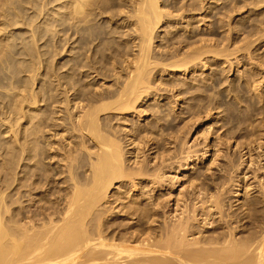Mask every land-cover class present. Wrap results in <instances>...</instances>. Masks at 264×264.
I'll list each match as a JSON object with an SVG mask.
<instances>
[{
  "label": "bare ground",
  "instance_id": "6f19581e",
  "mask_svg": "<svg viewBox=\"0 0 264 264\" xmlns=\"http://www.w3.org/2000/svg\"><path fill=\"white\" fill-rule=\"evenodd\" d=\"M65 1H66V3H65V6L66 7H64V8H66V9H64V10H66L67 14L65 12H64V14L67 15V17H65V15H64V17L66 18V20H68V22L67 23H66V21H63V22H65V25L68 24V26H67L68 27V29H67L68 30V36L66 34V37H68V39L66 38L67 39L66 44L68 43L67 45H69V47H68L69 48V53H68L69 59H67L68 61L65 63V64H67L66 65L67 67L65 65H63L62 68H65L66 67L68 69L66 70L67 73H64L63 76H62V75H59V73H58L60 70H62V68L61 67H59L60 69L59 68H56V69H58L57 70L58 72L56 70H55L56 72L53 71V72H55L53 74L56 75V82L53 81V80L51 81L52 83L55 82V83H57V85L58 84L60 85V87H57V85H56L55 87H57V88H61L62 85L64 86L65 90H63V93L60 92L59 95H61V96L64 95L65 96V99L63 100L64 102H61L62 100L60 102H57L55 99H57L58 97L60 98V96L56 95L58 97H55L54 96L52 98V99L55 98L54 100L56 102H52V103H50V105L51 104H55L56 108L57 107H61V104L63 106H65V107H70V103L71 102H74L75 103V104H73L74 107H72V108H76V110H77L76 113L79 112V114H74L73 115V113H72V116H73V119L74 120L71 119V122L68 125H70V128H71V125H73V130H71V131L76 130L75 132H79L81 134V135L79 134L80 137H78V140H80V141H77V138H76L77 145H76L75 142L74 143L77 146L76 149H78V151H80L79 153L82 154V155L80 157V156H73V154H72L71 156L75 157L76 158V160H75V159H72L73 157L70 158V154H69L70 152H69L68 153L69 154V157L68 158H70V160H68V159L62 160V159H60L61 161H59V163L60 162H63L61 165H63V164L67 165V163H65L64 161H66V162L69 161L70 162L69 163L70 164V170L68 172V173H70V175L67 176V177H70L71 176V181H73L72 182L73 185L71 183L72 187H71V185H69L70 188L68 186H66L68 188L65 189V190H68L69 189V191L67 193H65V196H62L60 198L61 201H59V199H56L53 202H50V200H49L50 198H47L48 201H46V199L43 200L46 197H44L43 199H41L42 200V203H43V201H46L43 204L48 203L49 205L46 204V205H48V207L45 206V208L43 206V211H41L40 213H35L36 210L35 211H32V209H31L32 207H31L30 209H31V212L32 213L29 214V215H27L26 212L28 211L27 210L28 207L26 206L27 208L25 210H27V211L26 212L24 210L21 211L22 213L25 212V213L22 214L24 216H22V217L18 216V220H15L16 218L14 216H12V217H14L12 219L11 217H9L11 215H14V213L13 214H10L11 212H13L12 211L13 210L12 205L10 207L12 209L11 210L9 209L10 210L9 211L10 213H8L7 211L4 210L5 209L4 206H6L9 203L8 202L6 205H4V202H6L5 201L6 200L5 194L8 191L6 192V190L4 189L6 193L5 192H4L5 194L3 192L0 193V264H264V226L262 227V230L260 232H258L257 235L254 234L256 236H254V237H250L249 236V237H246V238H243V239H239L238 238L240 236H243L242 234L240 236H237L238 239L235 238L236 234L233 232L234 230L232 231V229L234 227L232 229L230 228L229 233H223L224 231L223 232H220V234H218V235H220L219 237H218V235H216V236H214V238H207V237H204L203 236L205 234H202V237H201V235H199V236L197 235L196 238H191L192 236H194L193 233H195L193 230L196 231V229H197V228L194 229V226H195L194 225V222L196 223V221L198 220L197 218H198V216L200 214L199 211L197 213V208L196 207L198 206V204L195 207V204L194 203H196L197 201H199V200H196V199L198 198V196L201 197L202 191H204L203 190L204 188L201 189V188H198V187L200 185H201V187H206L207 183L206 184H200V185H198V187H197L198 188L197 194L194 195L195 197H193V198H196V199H193V200H196V201H194V203H193L194 205L191 204L193 207H195V209L193 211H192V209H193V207H192V209H190L191 212H188L190 210L187 211V209H189L190 207L187 205V207L184 206L187 209L186 210H183V211L181 210L182 212L180 211L181 213H179L178 212L179 211V209H178L179 208V204L182 203V202H180L179 199L177 198L178 200L176 201V205L174 204L175 207H177V208H175V211H171V213L169 214V216H167V212L168 211H166V209L167 208H169V209L172 208V207H170V205H171L170 204L171 203V200L170 199H171V197H173L175 195V193H174V195H170L171 197L168 195L170 197L168 199L165 198L166 195L164 193L165 200H163L164 198L163 199L161 198V199H159V201L157 200V202H155V200H154V202H152L151 204L149 203L150 201L147 200V201H149L147 204L150 205V207H149L148 210H146L148 208V206L146 207V209L143 208L144 211H143V209L139 210L138 207L136 208V207H132V205H128L130 203L133 204V203H136V202L139 205V203H141L142 201L141 202H138V200H141V198L137 200L136 199L137 197H132V198H134L137 201H135V202L129 201L130 203H122L123 201L125 202L126 200H121L120 197H124V196L123 195H120V197L117 196L119 198H116V199L121 200V202L118 200V202H119V205H118L117 204L118 202L116 203L114 200H112V197H111V196H113L115 194L112 192L111 194H113V195H111V196L109 195L111 188L113 186H115V185L119 186L116 183H118L121 180H125V179H127V180L130 179L129 182L134 181V183L138 184L139 186L142 185V182H144L146 180H149V183L151 184V187H152V184H153L154 187H155V184H156V186L159 184V187L160 188L164 187V189H166L165 187H167L166 184H168V183L164 184L166 181L163 182V185H161L160 183H162V181L165 180V177H168L169 176V174H168V176H166L167 174H166V171H164V169H165V165L164 164H165V162L167 160L165 158H168L169 161L173 158V157H171V159H170V156H173L172 155L173 152L170 149V152H171V154H170V153H168L169 150L166 149L167 154H165V155L170 154V155H168V157L165 156V158H164V155H158V153L160 152L159 150H162L161 148L163 147V146L160 145L161 143H159V140H161L162 138L160 139L158 135H160V137H164L165 136L161 132V129L162 130L164 129L162 127V126L165 127V124L163 122H166L164 120V118H166V117H164L163 120H161L162 119L161 117H163V116L162 115H159V116H161L160 117L161 119H159L158 114H163V113H166V112L161 113L162 111L159 110L160 112L157 113L158 111L153 110V109H155V106L154 105L148 104V105L154 106V108H153L152 106H148L146 104V106H148V108L149 107L153 108L152 109V111H153L152 114L154 115L153 117L155 119H152V120H154L155 122H157L156 124H154L153 122L150 123V121H149L148 124H146V125H145V123H144V125H142L143 123L140 125V122L134 120L133 122H138L139 124H136L135 123L136 125H133L134 126V129L132 131H130V132L127 129V131H126L127 133L126 132H122V128L120 127V125L118 126L117 122H116V124H117L118 128H120L121 130L118 129V128H116L115 127L116 125L115 126H111V125H114L115 124V121H117L118 119L120 120L121 117L119 118L118 116H120L121 114H124L125 115L126 112H128V111H131V110L135 111L136 110V113L139 112L138 113V115H139L141 111H137V109L139 108L138 106L142 102H145L148 98L150 99V97L152 95H153L154 99H155V97H157V95H158V98L159 99L162 98V97L167 98L168 97V95H167L168 94V91L170 93L172 91L173 94L175 93L173 95V97L174 96H177L178 97L184 91L183 85L180 86L181 83L179 84L178 83L179 81L177 82L174 79V77L171 79L170 77L168 78L166 76L167 79H165V78H162V76L163 77L165 76V75H162V74L163 73H168V75L169 74L170 75H173L176 78V74L175 73L180 72V71H176V70H182V69H184L183 70L184 72H187L188 70H190V68L188 67V65L189 66H190V64L192 65V63H194L198 58L199 59L201 58L202 54L199 53V51H201L200 49H201L202 46L207 47L206 44L208 42L206 41L205 42L206 43L205 45H203V43L200 44L201 46H199L195 50L189 48L190 46H192L194 44H189V47H187V48H189L190 50H193V51H188L186 53H183V52H185L183 50L182 51L183 54H180V51L181 50L178 51V49L180 47H178V49H177L176 48L177 46L175 47L174 45L175 44L179 45V44H181L183 42H187L186 40L185 41H182V40H184V37L187 38V36H184L185 33L183 34L184 37L182 35L181 36H178V34H176V30H174L175 31V34H171L170 37H169V35H167V37H169V38H166L167 39L166 42L167 43L170 42L169 44L172 45L171 47L174 46L173 48H176V49H173L172 48L175 51H172L170 49V47H168L169 45L167 44V49H161L160 51H162L161 52L162 54H158V53H160V51L159 52H156V50H153V49H157V48H154V47L152 48V45H153V43H155L154 42L155 39L158 38V36H157L158 33H159L158 31L161 29L160 28V25L164 22V19L167 20V18H169V17H172L173 19H178L179 16L181 17V15H177L178 18H174V17H177L176 14H180L179 12H181L182 10L185 9L184 8L185 7L184 6L185 4H182L183 2H181V4H180V0H176V1H171L170 0L169 2H171V3L173 2L172 4H168L169 2H166V4H163V3H161L160 0H117L116 4H115V2H113V0H65ZM114 1H116V0H114ZM193 3L192 4H189V6L190 7L193 6V9H194V4ZM170 8L172 9V11H171ZM196 8H197V6H196ZM190 11L191 10H187V12H189V14L191 12H193V11H191V12ZM175 12H176V14H174ZM183 12H185V11H183ZM202 12H203V10H202ZM194 14H196V13H194ZM182 17H183V15H182ZM102 19H103V21L101 22ZM182 20H184V19H182ZM105 21H108L109 28H104V22ZM177 24L178 23H176V25ZM115 25H116V27H114ZM176 25H175V27H176ZM62 26H64V23L62 24ZM188 27H190V26H187V28ZM193 29L194 28H192V30ZM192 30H191V34L194 36V33H192L193 32ZM35 31L36 30H34L33 33H32V35H31L32 38L29 37L30 38L29 40H31L30 43H33L34 45H35V42L36 41H37V44L40 41L39 36H37L39 34L37 33V31L35 33ZM40 31H43V30H40ZM40 31H39V33H40ZM63 31H65V29ZM44 33H45V31L43 32V34ZM66 33H67V31H66ZM170 33H172V32H170ZM170 33H167V34H170ZM43 34H41V36H43ZM180 34L181 33H179V35ZM192 35H190V36H192ZM37 37L39 39H36ZM180 37H183V38H180ZM189 38H191V37H189ZM35 39H36V41H35ZM117 39L119 41H117ZM203 40H205V39H202L201 41H203ZM195 41L196 40H194V42ZM164 43H165V40H164ZM190 43H192V42H190ZM33 44L29 47V46H27V43L24 42L22 44L23 46L22 45L21 46H22V48L23 47H25V48L20 49V50H24V51H20V53L18 51V52L15 53L17 55L19 54L18 56H20V59H21V56L22 57H26V58H28V57L31 58L30 60L28 59V61H31L30 62L31 65H29V66L26 65L28 68H22L24 70V73L25 72H29V69H31V66H34L35 63H37V59H39V57L40 58L43 57V54H42V56H40V53L37 50V49H39V47L37 45L35 47V46H33ZM24 45H26V46H24ZM101 45H106L105 47H108V49H104L105 51H103V50L101 51V49H100V46ZM196 45H198V44H196ZM164 46H166V44ZM157 47H159V45ZM102 48H104V47H102ZM160 48H162V46ZM164 48H166V47H164ZM191 48H195V47H191ZM182 49H184V48L182 47ZM202 49H204V48H202ZM206 49L207 50L210 49L209 51H211L212 53H216V52H213L211 50L210 46H209V48H205L204 50H206ZM106 50H108L109 53L104 54L105 52H108ZM154 51L157 54H154ZM21 52H23V53H21ZM67 52H68V50H67ZM201 52H203V50ZM207 52H206V54H207ZM1 53L3 55L2 57H4V58H2L0 56V58L3 59L2 61L0 59V61L1 62H4L5 64L2 63L4 65H2L0 67L7 68L8 67V64H6V63H9V66L12 65V68H13V66H14L13 64H15V63L18 62L17 61L15 63L14 62L13 63H10L9 60H11V59L8 58L9 56H7V54H5V52H3V51ZM220 53H222V52H219L218 53V56L221 55ZM23 54H24V56H23ZM227 55L228 54H226L225 56H227ZM35 56H37V57L34 60ZM204 56H202V57H204ZM223 56H224V54H223ZM5 57H7L6 60L8 59V61H6V62L4 60ZM225 58H227V57H225ZM20 59H18V60L20 61ZM204 60H202V61H204ZM13 61H14V59H13ZM209 61H207V62L209 63ZM1 62H0V65H1ZM39 62L41 63L42 62V59ZM40 63L38 64L39 68H41ZM198 63H200L199 60H198ZM122 64H125V66L122 65ZM195 64H193L194 67L195 66H198L197 64L196 65ZM16 65L17 64H15V66H14L15 67L14 68L15 69V72H17L19 70L22 71L21 65H24V63H22L20 65V67H18V65L17 66ZM200 65H201V63L199 64V67H197V68H200ZM160 66H162V67H160ZM203 66H207V65L204 64ZM232 66L233 65H231L230 68ZM16 67H18L19 69H17ZM259 67H262V66H259ZM11 69H9V70L12 71L13 69L12 70ZM32 70H34V67H33V69H31V71ZM51 70H53V69L51 68ZM251 70H252V68H251ZM3 71L6 72V70H3ZM3 71H0L1 74L4 73ZM31 71H30V73H31ZM36 71H39V70H36ZM249 71L247 70L246 71L247 72L246 74L250 73ZM221 73H223V72H221ZM1 74H0V76H1L0 78H2V76L4 75V74L3 75H1ZM12 74L11 75L13 76V79H15L16 81H19V80L22 79L21 77H20V79L19 78H14L15 75H16V73L14 75V72ZM29 74L26 73V75H29ZM47 74H48V72H47ZM250 74L252 75V73H250ZM31 75H32L31 78H33L34 77L33 76L34 74H31ZM94 75H95V77H98L99 78V81H101V83H102V85L100 83L101 86H98V88L95 89L96 91H94V88H90V86H88V85H91V81L94 80V79H92L91 81L87 80L88 78H91ZM185 75H186V73H185ZM194 75L195 74H193V78L196 77ZM255 75H252V77L251 76H248V77L249 78L251 77V78L254 79V76ZM4 76L3 77L6 78V76H8V75H4ZM244 76H246L245 77V80H246L247 79V75L244 74ZM35 77H36V74H35ZM35 77L33 79L36 80L37 77L36 78ZM49 77H50V75H49ZM178 77H180V76H178ZM260 77H262V76H260ZM8 78H9V76H8ZM31 78H29L31 82L28 80V78L27 79L25 78L26 81L25 80H22V81H25V83L27 85V86H24V87H29V84H31L30 87L33 85ZM182 78L185 79V77H182ZM214 78H211V79L214 80ZM217 78H219V77H217ZM176 79L178 80V78H176ZM184 79H180V80L183 81ZM187 79L188 78H186L185 81H188ZM196 79L197 78H194L192 80L196 81ZM207 79H209V78H207ZM2 80L0 81V83H3ZM41 80H43V78ZM199 80H202V78L200 77ZM61 81H63V82H61ZM171 81H173V82L176 81L178 84L177 83H171ZM182 81H180V82H182ZM205 81L207 82L206 78H205V80H202V82H205ZM252 81L253 80H251V82ZM255 81L256 80H254L252 83L255 84ZM20 82L21 81L16 82V83H18L20 85V84H22ZM28 82H30V83L28 84ZM41 82H44L45 84L47 83L46 81H41ZM190 82H189V84H190ZM196 82L199 84L198 81H196ZM202 82H201V84H202ZM195 83H193V84H195ZM252 83H250V84H252ZM3 84L4 85L6 84V86H4V85L3 86L4 87H7V84H9V83L6 82V83H3ZM49 84L47 86H49ZM185 84H187V82ZM189 84H187L186 87H188ZM205 84H207V83H204L203 85L206 86ZM9 85H12V84H9ZM41 85H43V84H41ZM50 85H51L50 86L51 88H49V90L52 89V87H53L52 84H50ZM245 85H247V84H245ZM0 86H1L0 87L1 88L0 90H2L3 86L1 84H0ZM15 86H16L15 87V89H16V88L20 87L21 85L20 86L15 85ZM191 86L193 87V85H191ZM239 86H240V88H242L241 87V84H239ZM11 87L9 88V86H8V88L11 90V91L9 90L10 91L9 93L12 92L13 94H11L10 99H9V102L8 103L6 102L7 103L6 104L7 106L10 103L12 104V106L11 105L8 106V107L11 106V108L13 109V110H11V109L8 108V110H11V112H9V113H12L13 112V114H17V116H19L20 119L21 118L23 120L26 119V121H24V123H25V125H23L24 127L23 126H20V123H18L19 121L22 122V119L19 120L16 117V120L18 122H16L15 119H12V120L15 121V123L11 122L12 125L15 124V125L18 126V124H19V126L22 128L19 132H15L16 130L14 131L15 136L11 135V136H13V138L15 137L17 139V141L19 140L18 139V135L19 134L20 135L21 134H25V137H28L29 135H31V137H32L33 136V133L35 132V130L38 129L37 126L42 125V124H45L46 125V123L48 121L50 123V120L49 119L54 118V116L57 115V114H60V112L63 113L62 111H59V110L55 109V106L50 107L47 104H46L47 111H45V110L42 111L43 114H41V111H39V110H37L39 112H34L33 110L31 111V109H29L28 111H25L26 110V107H24L25 108V110H24L23 107H22V105H24V103L28 104L27 103L28 102L27 101L28 100L27 98L29 96L28 97H25V95L22 93V90L20 92H16L19 89H21L22 87L19 88V89H17V90L14 89V86L13 85ZM44 87H45V85L42 87V90H45V89H43ZM248 87H251V86H248ZM257 87H260V86H257ZM45 88H47V87H45ZM199 88L198 89L193 88V90L195 89V91H197V90H199ZM210 88H211V85H210ZM246 88H247V86H246ZM25 89L27 90L28 88H25ZM62 89L63 88L57 89V90H62ZM238 89H236L237 92H238ZM3 90H5V89H3ZM12 90H14L16 93H14V91H12ZM28 90H27V94L29 92ZM31 90H32V92H31V95L30 96H34V95H32L34 90L32 88H30V91ZM187 90H190V89L188 88ZM193 90L191 92H193ZM247 90L250 91L249 89H247ZM7 92H8L7 90L0 91V93H2L3 95L5 93H7ZM188 92H190V91H188ZM245 92H247V91H245ZM70 93H71V95H70ZM172 93H171V95H172ZM186 93L187 92H183V94H186ZM190 93H187V95L190 94ZM196 93H201V92L198 91ZM196 93L194 92L193 98L195 97ZM247 93L245 95H247ZM201 94H203V93H201ZM201 94L199 96H201ZM50 95L48 97H50ZM250 95L247 96L248 97V100H252V98L249 97ZM7 96H9V94H7L4 97H7ZM64 96H63V98H64ZM170 96H169V98H170ZM204 96H205V93H204ZM206 96H207V94H206ZM241 97L243 98V96H241ZM1 98H3V97H1ZM59 98H58V101H59ZM189 98H190V96H189ZM242 98L239 97L238 100L240 101V99H242ZM249 98H251V99H249ZM31 99H33V101H32L33 104H37L36 98H33L32 97ZM47 99H49V98H47ZM187 99H186V101H187L186 104L188 103L187 105L190 106L191 104H189V102H188ZM209 99H211V98L208 97V102L213 101V100H216L214 98L211 99V100H209ZM2 100L4 101V99H1L0 101H2ZM49 100H51V99H49ZM170 100H174L175 101V98L170 99ZM201 100H203V102H204V99L201 98ZM220 100H222V99H220ZM223 100H224V98H223ZM24 101H26V102H24ZM241 101H243V100H241ZM260 101H262V100H260ZM32 102L30 101V103H32ZM85 102H87V103L84 104ZM139 102H141V103L137 106V104ZM191 102H192V100H191ZM199 102H202V101L199 100ZM246 102L248 104L249 101L246 100ZM253 102L256 103L257 101H253ZM1 103L4 104V102H1ZM30 103H29V105L32 108L33 105H31ZM176 103H178V102H176ZM210 103H212V102H210ZM218 103H222V101L221 102H217V104ZM250 103H252V102H250ZM157 104H160V103L159 102L158 103L156 102L155 105H157ZM163 104H164L163 106L165 108L166 103H163ZM206 104H208V103H206ZM217 104H215V107L217 106ZM240 104L241 103H239L238 106H240ZM247 104H246V106H247ZM258 104H260V102L259 103H256V104H253L254 105L253 107H255V105L258 106ZM142 105H143V103H142ZM171 105L169 107L170 109L172 108ZM219 105H221V104H219ZM4 106H5V104H4ZM146 106H145V108H146ZM161 106H162V104H161ZM166 106H168V105H166ZM210 106H211V104H209V107L206 105V107H208V109L210 108ZM227 106H229V105L226 104V107ZM231 106L234 107V104H231ZM257 106L255 107L256 109H257ZM48 107H50L51 109L54 108V110H56L55 112L57 114H55L53 112L54 113L53 117H52V115H50L51 117H49V114H51V112H50L51 109L48 108ZM140 107H142V106H140ZM173 107H175V106H173ZM195 107L197 108V106H195ZM222 107L226 108L225 105L222 106ZM249 107H252V106H248L247 108L250 109ZM159 108L160 109H164V108H161L160 106H159ZM201 108L202 107H200V109ZM211 108H214V107L211 106ZM247 108L245 110H247ZM255 108H253V110ZM66 109H68V108H66ZM157 109H158V106H157ZM170 109H168V110H170ZM183 109H185V108H183ZM192 109H189L190 112H188V113H191V114L194 113L195 115L198 114V113H195V112L192 113L191 112V111H193ZM203 109L206 110L205 107ZM226 109H228V112L230 111L229 108H226ZM40 110H42V109H40ZM54 110H51V111H54ZM68 110H70V109H68ZM78 110H80V111H78ZM141 110L142 111H147L146 113H148V112L150 113L151 112V111H148L147 109L144 110V109L141 108ZM194 110H197V109H194ZM204 110H202V111L204 112ZM250 110H252V108ZM250 110H248V111H250ZM57 111H59V113ZM184 111H187V110H184ZM209 111H212V109L207 110L206 112H209ZM237 111L238 110H236L235 113L229 112V114L231 113V114H234L235 115L237 113ZM257 111H254L252 113L254 114ZM67 112H69V111H67ZM170 112H171V110H170ZM174 112H175V110L173 112H171L172 115H174L173 114ZM198 112L200 114L201 111H198ZM226 112H227V110L224 113L226 114ZM262 112H264V108H263V111ZM70 113H71V111H70ZM177 113L178 112H176V114ZM183 113L184 112L179 113V114H183ZM224 113H223V115H224ZM242 113L243 112H241V115H242ZM252 113H251V115H252ZM167 114H163V115L165 116ZM186 114L184 113L183 115H186ZM229 114L227 113L228 116H230ZM246 114L249 115V113H245V115L243 114L242 116L245 117V116H247ZM260 114L261 115H264V114L261 113V111H260ZM111 115H115V118L118 117V119L117 118H116L117 120H115L113 118L111 119V117H112ZM187 115L190 116L189 114H187ZM238 115H240V113ZM241 115L240 116H237V114H236V118L238 119V117H239L238 120H240V117H242ZM255 115L257 117L258 114H255ZM133 116H135V115L133 114ZM176 116L178 117V115H176ZM151 117H152V115H151ZM167 117L170 118L169 116H167ZM179 117H181V116H179ZM192 117L193 116H191L190 118H192ZM234 117L232 116L231 117L232 119H230V120H233ZM244 117H242V118H244ZM130 118H132V117L129 116V119L124 118V121H122V122L120 121L121 124L122 123H124V124L129 123V120L131 121ZM168 118H166V119H168ZM259 118L261 119L262 117H259ZM69 119H70V117H69ZM156 119L160 120L163 125L162 126L159 125L158 124V121ZM181 119H183V118L181 117ZM181 119H180L179 122H181ZM235 119L233 120V122H235L236 124H239L240 122L237 123L238 121H237V119L236 120ZM245 119H246V117H245ZM251 119H252V116H251ZM251 119H248V121L250 120L249 121L250 123H252L251 122L252 121ZM59 120H60V118H58V121ZM119 120H118V122H119ZM171 120H173V119L171 118ZM176 120H179V119L176 118ZM223 120L224 119H222V121ZM230 120H228V124H227L228 126L230 125ZM242 120H241L240 126L243 125V124L248 123V122L245 123V120L244 119H242ZM6 121L4 122L5 124H7ZM56 121H57V119H56ZM66 121L69 122V120H67V119H66ZM66 121H64V123ZM72 121H73V124H71ZM112 121H114V124L111 123ZM191 121L193 122V120H191ZM52 122H55V121H53V119H52ZM161 122H159V123L161 124ZM173 122H175V120ZM255 122H256V120H255ZM257 122H262V121L257 120ZM49 123L47 125H49ZM131 123L132 122H130L129 125ZM172 123L171 122L168 123L169 124V128L173 125ZM250 123H248L247 126L248 125L250 126ZM9 124H7V125H9ZM26 124H28V127H26ZM53 124H55V123H53ZM65 124H67V122ZM257 124H259V123H257ZM257 124L255 123V126H254L253 123H252L251 125H253L256 128L258 126ZM12 125L10 126L11 128H13ZM29 125H30V127H29ZM57 125L60 126V123L59 124L57 123ZM179 125H180V123L178 124V126ZM263 125H264V122H263ZM19 126L18 127L15 126V128L17 129V128H19ZM51 126H54V125H51ZM133 126L130 125L129 127L130 128L131 127L133 128ZM178 126H176V128H174V129H176V131H177L178 128H181V130H185V128L182 129V127H178ZM223 126H225V125H223ZM240 126H237V127L240 129ZM253 126H252V128H253ZM261 126H262V123H261ZM184 127H186V126H184ZM188 127L186 129L187 130H190V127L189 128ZM232 127H233V125H232ZM241 127H243V126H241ZM124 128H125V126L123 125V129ZM41 129H45V128H43V126H42L38 130H41ZM142 129H144V130H142ZM244 129H243V132L246 131V130L244 131ZM10 130H12V129H10ZM171 130H172V127H171ZM181 130H178V131L181 133ZM233 130L235 132L236 129H233ZM233 130L232 131L230 130V132H232V134H230L232 136H230V137H233L235 134L237 135V132H235V134H234ZM241 130L242 129H240V132H241ZM256 130L255 129L254 130L252 129L251 131L249 130L250 131V132H248L249 134H247V133H245V134H246L247 137H249L250 133L252 134L253 133L252 131L257 132ZM17 131H18V129H17ZM123 131H125V130H123ZM167 131H169V129ZM167 131L165 130L164 133L165 132L168 133ZM176 131L174 132L175 133V136H176V134H178V132L176 133ZM142 132H144L143 135H141ZM145 132H146V134H145ZM169 132H171V131H169ZM240 132H239V134H240ZM243 132H241V134H243ZM188 133H190V132H188ZM26 134H27V136H26ZM168 134H169V136L171 135V133H168ZM185 134L186 133H184V135ZM154 135H157L158 137L157 136H154ZM173 135H171V137ZM236 135H235V137H236ZM256 135H257V133H256ZM34 136L38 137V135H34ZM152 136L153 137H157V138H153ZM166 136H168V135L166 134ZM175 136H173V137H175ZM177 136L175 137L176 140L180 137L179 136L177 138ZM244 136L243 135H240V137H244ZM38 138L40 139V137H38ZM126 138L128 139L127 141H126ZM175 138H173V139H175ZM206 138H208V137H206ZM260 138H263V137L261 136ZM165 139H169V138H165L164 137L163 140H165ZM182 139H185V138H183V136H182ZM230 139H232V138H230ZM248 139H249V141H252V140H250L251 138H248ZM15 140H13V141H15ZM38 140L33 139V141H29L31 144H33V145H30V146H32V147L35 146L36 147V141H38ZM176 140L174 141V143L178 141V140L177 141ZM238 140L239 139H237V142H238ZM34 141H35V143H34ZM27 142L28 141H25V143H27ZM39 142H37V143L40 144ZM43 142H44V140H43ZM151 142H152V145H150ZM178 142H180L181 144L185 145V147L187 146V148H188V144H187L188 141L186 143H182L183 141L181 142L179 140ZM18 143H16V144H18ZM21 143H22V141H21ZM25 143L23 142L22 145H24ZM44 143H47V142H44ZM44 143L41 144V145H43V146L46 145ZM91 143H94L95 144L94 145V148L96 146V149L95 150L93 149L94 151L92 150L93 146H91ZM171 143H173V142H171ZM243 143H241V145ZM38 144H37V146H38ZM176 144L179 145V143H176ZM181 144H180V146H181ZM205 144L206 145H205L204 155L208 154L209 153V149H210V146L208 145L209 143L207 144V142H205ZM256 144L257 145L250 146L248 148V154L250 155V158H251V161H247L249 163L246 162V159L242 160L244 157H246V154H247V153H245L243 151L244 152V155H243V157L241 159L242 160V163H240V166H243V164H244V169H242V171H241L242 177L239 179L240 176L238 177V175H239L238 174L236 176L238 177L239 180L237 179L238 180L237 181L236 178H235V180L238 182L236 184L240 188L242 187V183L243 182L244 183H249L251 179L252 180L253 179H256L255 182H257V180H259V179H257V178H259V176H258V174H256V171L257 172L258 171H262V173L264 172V163H263L264 162V142H263V140H259V141H256ZM18 145L16 146V148H20V149H17V153H18V155L20 153L19 159L21 158L20 159L21 161L18 162V163H16L15 165H17V164L19 165L20 163H22V161L30 159V158H28V156L30 155L28 153H30V151H28L27 147L26 146H21L20 147V144H18ZM168 145L170 146L171 144H168ZM183 145L181 146L182 150H184L183 149L184 148ZM151 146H155L154 149H157V152H158L157 153L158 157L155 158L154 160H157L160 157L162 159V161H159V163L161 162V164H157L155 161H153L155 163V165H154V163L147 162L148 161L147 159H149V158L146 157L147 158L146 159L145 156H147L148 155L147 153H149L147 151H150L151 148H153ZM165 146H164V148H165ZM191 146H193V145H191ZM219 146L222 147L221 144ZM243 146H246V145H243ZM38 147H40V145ZM172 147H174V146H172ZM72 148H70V149H72ZM181 148H179V146L177 148H175V149H177L176 151H177L178 155H180V151H181V155H182ZM243 148H247V147H243ZM12 149L14 151V148H12ZM30 149H32V148L30 147ZM33 149H34V147H33ZM37 149L38 148L36 147V151L38 153H40L41 151L39 149H38L39 150L38 151ZM41 149H42V146H41ZM73 149L75 150V148H73ZM145 149L147 151H145ZM175 149H173V150H175ZM188 149H191V148H188ZM18 150H20L21 152L18 151ZM69 150H66V153ZM228 150H231V149H228ZM33 151L31 152V154L33 153ZM75 151L77 153V150H75ZM144 151H145V153H144ZM152 151H154V150H152ZM37 152L34 153V154H36L35 157L31 156V159H32L31 161L35 160L34 158H36ZM161 152H164V150H162ZM187 152H188V155H186V157L184 159H185V162H186V160L188 162H190L189 160H191L192 159V156H194V155H191V150H186V154H187ZM193 152H194V150H193ZM239 152H240V150H239ZM243 152H242V154H243ZM41 153H42L41 154L42 157H40V158H43V156L45 155L44 153H46V152H41ZM177 153H174V155L177 154ZM189 153H190V155H189ZM219 153L220 154H218V156L220 157L221 152L219 151ZM128 154L131 155V157H132L131 160L127 156ZM144 154H145V156H144ZM161 154H163V153H161ZM194 154H196V153L194 152ZM233 154H235V153H233ZM239 154L240 153H238L237 155H239ZM254 154L256 155L255 157H253ZM16 155H15V157L18 159V155L17 156ZM38 155H40V154H38ZM136 155H137V159H136L137 161H136V163L134 165H131V166H135L137 164L136 165V168H133V167L130 168V167H128L129 165L127 163L131 164L130 161L133 162L132 159L133 158L135 159L136 158L135 157ZM197 155L198 154H196V158H197V159H195L196 161L199 158V156L197 157ZM141 156H143V157H141ZM240 156H242V155H240ZM15 157H13V158H15ZM64 157H67V156L65 155ZM64 157L62 156V158H64ZM77 157L83 158V160L78 158L79 159V161H78L77 160ZM175 157H177V155ZM228 157H231V156H228ZM238 157L239 156H237L236 163L239 164V162H237V161L240 159V157L239 158ZM37 158L40 159L39 157H37ZM153 158H151V159H153ZM215 158H217V157H215ZM173 159H175V160H172V161H176V158H173ZM193 159H194V157H193ZM229 160L230 161H228V162H231L232 159L229 158ZM31 161H24V162L25 163L26 162H29L27 164L30 165L31 164L30 163ZM74 161H76L77 163L80 162L81 165H83L82 162H86L85 165L87 166V172H89V173H88V176H86V178L84 177L85 175L83 176L85 180H80L81 179L80 176L77 179L76 176H78L77 175L78 173H75V174L72 173V168H74V166L72 164L74 163ZM172 161L170 162L171 165L174 164V162H172ZM182 161H183V159H182ZM39 162H35V163H37L36 165L40 164ZM192 162H194V161H192ZM10 163H11V160H10ZM12 164H10V165H12ZM27 164H24L25 167H26ZM34 164H32V166ZM149 164H153V167H151ZM10 165H9V168H10ZM74 165H77L78 168L81 167V165L79 166L78 164H74ZM85 165H83V166H85ZM211 165H213V164L211 163ZM217 165H219V164H217ZM227 165L228 166H226V167L232 166V163L231 164L228 163ZM38 166H36L37 168L34 166L35 167V168L33 167L34 169L33 168L30 169L29 166H28V167H26L27 169L25 168L27 171L25 169H23L24 168L23 167L22 168V170L24 172L23 174H26L27 173V174H29V176L28 175L27 176L30 177V174H32V171L33 170H35V169L38 170ZM77 166H75V167L77 168ZM179 166H180V164H179ZM182 166H181V168H182ZM253 166L254 167L257 166V167H255L256 168V171L251 172V171H253V170H251ZM65 167L66 166H64V168ZM168 167H169V165H168ZM232 167H231V170H233V171L236 170L237 171V169H233ZM238 167H239V165H238ZM64 168H61L60 167V169L65 170ZM16 169H18V168H16ZM84 169L85 168H83V170ZM171 169H175V168H171ZM5 170H8V169L5 168ZM29 170L31 171V173L29 172ZM37 170L33 171V173L37 172ZM78 170H81V169H78ZM206 170H210V169H206ZM225 170H226V168L224 166V170L223 171H225ZM239 170L240 169H238V171ZM16 171L18 172V170H15L13 167L10 170L6 171L5 175L7 174V172H10L8 174L11 175L10 177H8L6 175L8 178H6V176H5V182L3 181L4 182V185H6L7 188H8V186L14 188L13 187V184H12L14 182H12V181L15 180L14 178H16L15 176L18 173L15 174V175L14 174H11V173H13V172L16 173ZM40 171H42L41 168H40ZM67 171H65V172H67ZM223 171H222V173H223ZM20 173H22V171ZM39 173H38V175H41L43 172H41V174H39ZM82 173H84V172H82ZM234 173H235V171H234ZM250 173H252L251 176L249 175ZM1 175H4V174H1ZM45 175L48 176L47 174H45ZM45 175L44 176L43 175L40 176V178H44V180L45 179L47 180V178L45 177ZM61 175H64V174H61ZM172 176H173V174H172ZM33 177H34V175H33ZM36 177H38V176H36ZM49 177H51V176H48V178ZM173 177H175V176H173ZM198 177L199 176H196V178H198ZM200 177H201V175H200ZM17 178L18 179L19 178L22 179V174H20V176H18ZM25 178H27V177H25ZM66 178H64V179H66ZM6 179H11L12 181L11 180H6ZM36 179L38 180V178H36ZM53 179H51V180H53ZM67 179H66V181H68ZM150 179H152V180H150ZM172 179H175V178H172ZM172 179H171V182L174 181ZM198 180H200V179H198ZM9 181L12 182L10 184L11 186L9 184L7 186V184H6V182H9ZM29 181H32V178L31 177H30V180L27 181L25 179V181H23V183H25L24 184L25 190L23 189L21 191H26V188L27 187H29V188L32 189V187H34V186L36 187V183H38V182H35L36 181L35 180L32 185L26 184V182L31 183ZM38 181H41L42 182L43 180L40 179ZM60 181H61V178H60ZM69 181H70V179H69ZM211 181H212V183H214L213 181H215V180H211ZM225 181H227V180H225ZM225 181L224 182L222 181V183L225 184L226 183ZM260 181L261 182H260L259 186L261 187V190H262V192H260V193L262 195V199H264V178H263V180L260 179ZM19 182L22 184L21 181H19ZM52 182H55V181H52ZM61 182L65 186V183H63V181H61ZM199 182H196V183H199ZM20 183L18 185H21ZM120 183L126 184L123 181L120 182ZM132 183H131V185H132ZM229 183H230V181H229ZM233 183H235V181ZM15 184H16V182H15ZM40 184H42V183H40ZM40 184L39 183L37 184V189H40L41 188L40 187ZM44 184H45V188H47L46 185H49V184L51 186L53 185V183L52 184L51 183H48L47 184V181ZM193 184H195V183H191V186H189V187L191 188L192 186L194 187L195 185H197V184H195V185H193ZM227 184H228V181H227ZM232 184H230V185H232ZM236 184H234V185H236ZM22 185H21V187H23ZM67 185H68V183H67ZM210 185L211 184L208 185L209 188H211ZM217 185H219V184H217ZM252 185L253 184L251 183V184H249V186H247V188H244V189H246L245 190L246 193H247L246 195L249 194L250 190L252 189ZM225 186H226V184H225ZM254 186H256V185H254ZM19 187L20 186H18V188ZM62 187H61V189H63ZM126 187H127V185H126ZM159 187H157V188H159ZM175 187H176V185H175ZM219 187L220 186L217 187L218 188V190H217L218 192L220 191L219 190ZM18 188H15V189H18ZM29 188H28V190H29ZM55 188H57V187H55ZM142 188H144V185H143ZM146 188H145L146 190H149L150 187H146ZM220 188H221V191L220 192L223 195L224 194H227V192L226 193L225 192L224 193L222 192V190H225L226 187H225V189L223 187H220ZM234 188H236V187H234ZM9 189H11V188H9ZM35 189H33V190L36 191L37 189L36 190ZM42 189H44V188H42ZM48 189H47V191H48ZM115 189H118L119 190L118 187L115 188ZM134 189H136V188H134ZM168 189H170V188H168ZM181 189H183V188H181ZM207 189L208 188H206V190ZM11 190H13V189H11ZM118 190H115V191L118 192ZM128 190H130V189L128 188ZM140 190H142V189H140ZM144 190L143 191H140V192H143V194H144V192H146ZM194 190H196V188ZM2 191H3V188H2ZM14 191L15 192H18L16 190H14ZM21 191L19 190V194H17V197L19 195L20 198L19 199L16 198L19 201H20V199L23 200L22 197L28 196V195H23L26 192L22 193L23 196L20 195V192ZM34 191L31 190L32 193ZM53 191H55V190H53ZM122 191H124V190H122ZM15 192H14V195L16 194ZM50 192L52 193V191H50ZM61 192H63V191H61ZM148 192H152V191H148ZM160 192H162V191H160ZM170 192H172V191H170ZM195 192L196 191H192L193 194ZM205 192H207V191H205ZM220 192H219V194H220ZM11 193H13V191L12 192H9L8 194H10V195H8V196H11ZM32 193H31V195H32ZM56 193H60V192H56ZM125 193H126V188H125ZM131 193H132V189H131ZM180 193H181V191H180ZM192 193H191V197H192ZM215 193H213V197L212 198H214L217 195V192H215ZM128 194L125 195V196H128ZM154 194H156V193H152V196L151 197H154L153 196ZM182 194H183V192H182ZM205 194L206 193H204V195ZM214 194H215V196H214ZM222 194H220V196ZM204 195L202 194V196H204ZM211 195L212 194H210V196L209 195H207V196H209L211 198ZM52 196H55L56 197L55 194H53ZM184 196H185V194H184ZM251 196H249V199L250 200H251V198L253 199V197H251ZM12 197L13 196H11L10 198L12 199ZM31 197H30V199H31ZM108 197H111L110 200H111L112 203L115 202V204H117L118 206H121V208H122L119 213H118V207L113 208L114 210L117 208L116 209L117 210V212H116L117 215H115L114 217H112V216H109V217L106 216V212L107 211H110L109 209H112L111 206L108 208V206H109L108 205L109 204L108 202H110V201H107V199H109ZM159 197H161V196H159ZM178 197H179V195H178ZM216 197H219V195L216 196ZM10 198H8V199H10ZM25 198L26 197H24V200H25ZM27 198H29V197H27ZM52 198L53 197H51V199ZM62 198H64V199L62 200ZM142 198H145V197L143 196ZM179 198H181V197H179ZM185 198H186V196H185ZM221 198H223V197H221ZM245 198H248V197H245ZM254 198H255V196H254ZM33 199H35V197ZM33 199H31V200H33ZM134 199H132V200H134ZM153 199H155V198H153ZM182 199H183V201H185L184 198H182ZM187 199H189V198L187 197ZM211 199H210V202H211ZM249 199H247V200H249ZM257 199H260V201H261V198H259V197L257 198L256 197L255 200H257ZM223 200H224V202L222 203ZM225 200L226 199L224 198V199H222V201L221 200H218V201L215 202V198H214L212 200V202L214 201L216 203V204L213 203L216 206L214 209H218V211H220L222 209V206L226 204L225 203L226 202ZM8 201H10V200H8ZM34 201L35 200H33V203H34ZM38 201H40V200H38ZM202 201H203V199H202ZM12 202L15 203L14 198L12 199ZM22 202H20L18 205L21 206V203ZM126 202H128V201H126ZM252 202H256V201H252ZM25 203H26V201H25ZM28 203L31 204V202H28ZM105 203H108L107 204L108 206H106V205L104 206ZM120 203H122V204H120ZM209 203H207V202L204 203L203 202L202 204H209ZM249 203H246L245 206L247 205L249 207V205H248ZM260 203H261V205H263L264 201H263V203L262 202H260ZM10 204H13V203H11V201H10ZM147 204H144V205L146 206ZM183 204H185V203H183ZM254 204L255 203H252V206L250 205V207L253 208L254 207ZM26 205H27V203H26ZM138 205H136V206H138ZM144 205H142V206H144ZM226 205H228V204H226ZM203 206L204 205H202L201 206L202 208H199V209H203ZM228 206H230V205H228ZM243 206H244V203H243ZM245 206L244 207H239V208H245ZM23 207H25V206H23ZM106 207L108 209H106ZM198 207H200V206H198ZM18 208H19V206H18ZM181 208H183V207L181 206ZM212 208H208L207 207L206 210H205V211H207L206 213L208 214L210 211H213V210H210ZM224 208L225 207H223V209ZM252 208H249V209L252 210ZM254 208H257V207H254ZM204 209H205V207H204ZM208 209H209V212H208ZM259 209H260V207H259ZM259 209H258V211L260 212ZM171 210H174V209H171ZM255 210H257V209H255ZM255 210H253V212ZM221 211L224 212V214L226 215V213H227L226 210L225 211L221 210ZM29 212H30V210H29ZM187 212H188V214H186ZM222 212H218V213L221 214ZM233 212H236V211H233ZM6 213L10 214V215H8V214L7 215L12 220L9 219L8 217H7L8 219L6 218V216H5ZM108 213H110V212H108ZM121 213H123V215H120ZM206 213L205 214L204 213L203 214H200V216H199V217H201V216L204 217L203 222H202V223H204L202 225H205L204 228H207L206 227L207 225H211L213 223L212 222V220H213L212 217L214 216V215H207ZM244 213H250V212H247L246 211V212H243V214ZM255 213H258V212L255 211ZM255 213L252 214V212H251V214H252V215H250L251 218H252V216ZM262 213H263V211H262ZM114 214H112V215H114ZM212 214H214V213H212ZM224 214H222L223 217H225ZM233 214H235V213H233ZM243 214H241V215H243ZM235 215H237V214H235ZM256 215L257 214H255L254 217H256ZM258 215H257V217H258ZM260 215L263 216L264 214H261L260 213ZM117 216H119V217L116 218ZM231 216H232V214L229 215V217H231ZM250 216H247V217H250ZM214 217H216V216H214ZM235 217L237 218V216H235ZM126 218L128 220L130 219V220H133V221L132 222L127 221V222H129V224H127V223H125ZM221 218H219V219H221ZM219 219H218L217 222H219ZM222 219H223V222H224L225 221L224 218H222ZM227 219H229V218H227ZM233 219H235V218L233 217ZM229 220H232V219L230 218ZM229 220H226L224 222L225 223L224 225H226L227 227H231V224H232V222L229 221ZM252 220H255V219L252 218ZM261 220H262V218H261ZM232 221H234V220H232ZM257 221H259V220H257ZM199 222L200 221H198V223ZM234 222L238 224V220L237 221H234ZM250 222H251V226H252V224L257 225L256 223H252L253 221H250ZM248 223H249V221H248ZM220 224L218 225L219 228L221 227ZM237 224H235V225H237ZM263 224H264V222H263ZM258 226L259 225H257V227ZM261 226H262V223H261ZM195 227H198L199 228V226H195ZM215 227L216 226H213V228H215ZM247 228H252V227H247ZM247 228H246V230H247ZM258 228H260V226ZM243 229H245V228H243ZM197 230L200 233H202V229H201V231H200V229H197ZM252 230H255V229H252ZM256 230H258V229H256ZM219 231H222V230H219ZM219 231L216 230L215 231V234H216V232L219 233ZM226 232H228V230H226ZM251 234H252V232H251ZM208 235H210V234L208 233ZM217 246H219V247H217Z\"/></svg>",
  "mask_w": 264,
  "mask_h": 264
},
{
  "label": "rangeland",
  "instance_id": "374dc122",
  "mask_svg": "<svg viewBox=\"0 0 264 264\" xmlns=\"http://www.w3.org/2000/svg\"><path fill=\"white\" fill-rule=\"evenodd\" d=\"M161 1V3H163V4H166V2H169L170 0H160ZM171 1H176V0H171ZM113 2H115V4H116V2H117V0L116 1H114L113 0ZM181 2H183L182 4H185L184 6V10H182L181 12H179L180 14H176V12L174 13V14H176V16L177 15H181V17L179 16V18H178V16L177 17H174V18H178V19H173L172 17H169V18H167V20L166 19H164V22L160 25V30L158 31L159 33H158V38H156L155 39V43H153V45H152V48L154 47V48H157V49H153V50H156V52H159L161 49H167V44L169 45L168 47H170V49L172 50V51H175V50H173V49H178V47H180L179 49H178V51H180V54H183V53H186V52H188V51H193V50H195V49H197L199 46H201L200 44H202L203 43V45H205L206 43V41L208 42L206 45H207V47H205V46H202L201 47V51L203 50V52H201V51H199V53H201L202 54V56H204L205 54H206V52H207V54L204 56V57H202L201 56V58L199 59H197L194 63H192V65L190 64V66L188 65V67L190 68V70H188L187 72H184L183 70L184 69H182V70H176V71H180V72H177V73H175L176 74V78H178V80L175 78V76H173V75H168V73H163L162 75H165L164 77L162 76V78H165V79H167L166 78V76L169 78H173L174 77V79L180 84V86L181 85H183V89H184V91L183 92H187V93H190L192 90H193V88H195V89H198L199 87V90H197V91H195V89L193 90V92H191L190 94H188L187 95V93L186 94H183V92L181 93V95H179L178 97L177 96H174L173 97V95L175 94H173L172 93V91H171V93H172V95H171V93L168 91V97L167 98H164V97H162V98H158V95H157V97H155V99H154V97H153V95L150 97V99L148 98L145 102H142L143 103V105H142V103L141 102H139L138 104H137V106L140 108H138L137 109V111H141L140 112V114L138 115V113L139 112H137L136 113V110L135 111H133V110H131V111H128V112H126V114L124 115V114H121L120 116H118L119 118H120V120L118 119V117H116L118 120H119V122H118V120L115 118V115H111L112 117H111V119L113 118V119H115V120H117V121H115V124H114V121H112L111 123H113L114 125H111V126H115L116 128H118V126L120 125V127L122 128V132H126L127 131V129H128V131L130 132V131H132L133 129H134V126L133 125H136V124H139L138 122H140V125L142 124V125H144V123H145V125L146 124H148V122L150 121V123L151 122H153L154 124H156L157 122H155L154 120H152V119H155L153 116V111H152V109L154 108V106H155V109H153V110H155V111H158L157 113H159L160 111H162L161 113H163V112H166V113H163V114H167L168 112V114L167 115H163V114H158V116L159 115H162L163 117H161V116H159V119H161V120H163V118L164 117H166V118H168L167 116H169L170 118H168V119H166V118H164V120L166 121V122H163L164 124H165V127L164 126H162L163 124H162V122L160 121V120H158V119H156L157 121H158V124L159 125H161L164 129L162 130L161 129V132L165 135H163L165 138H169V139H165V140H163V138L164 137H160V135H158L159 136V138L161 139V140H159V143H161L160 145L161 146H163L161 149L162 150H164V152H161L162 150H159L160 152V154L157 152V149H154L155 148V146H151V147H153V148H151V150L150 151H147L146 149H145V151H147V152H149V153H147L146 155L147 156H145V154H144V156H145V158L147 157V158H149V159H147L148 161L147 162H150V163H154L153 161H155L157 164H161V162L159 163V161H162V159L159 157L157 160H154L155 158H157L158 157V155H164V158H165V156H167L168 157V155H170L171 154V152H170V149H171V151L173 152L172 153V155L173 156H170V159H171V157H173V158H176V161H172V160H175V159H171L170 161L168 160V158H165V159H167L166 160V162H165V169H164V171H166V176H168V174H169V176L168 177H165V180L164 181H162V183H160L161 185H163V182H165L164 184H166V183H168V184H166L167 185V187H165L166 189H164V187H162V188H160L159 187V184L156 186V184H155V187L153 186V184H152V187H151V184L149 183V180H146V181H144V182H142V187H143V185H144V188H142L141 186H139L138 184H136V183H134V181H132V182H129L130 181V179L129 180H127V179H125V180H121V181H119L118 183H116V184H118L119 186H117V185H115V186H113L112 188H111V190H110V196L111 195H113V194H111L112 192L115 194V195H113V196H111L112 197V200H114L116 203L118 202V200L119 199H116V198H119L120 197V195H123L124 197H120L121 198V200H126V201H128V202H122V203H130L129 201H131V202H135V201H137L138 199H140L141 198V200H138V202H141V203H139V205L137 204V202L136 203H130V204H128V205H132V207H138V209L139 210H141V209H146V207L148 206V208L146 209V210H148L149 209V207H150V205H148L147 203L149 202L150 204L152 203V202H154V200H155V202H157V200L159 201V199H163L164 198V196L166 195V199H168V198H170L171 196L170 195H174V193H175V195L173 196V197H171V205H170V207H172V208H167L166 209V211H168L167 212V216H169V214L171 213V211H175V208H177V207H175V205H176V201L179 199V201L180 202H182V203H180L179 204V213H181L183 210H186L187 208V205L190 207L189 209H187V211L188 210H190V209H192V205H194L195 204V207L197 206V204H198V206H200V207H196L197 208V213H198V211L200 212V214H205L207 211H205L206 210V208L208 207V208H212V209H210V210H213V211H210L209 212V209H208V214L207 215H214V216H216V217H212V224L211 225H207L206 227L207 228H204V226L205 225H202V224H204V223H202L203 222V219H204V217L203 216H201V217H199L200 216V214H199V216H198V220L196 221V223L194 222V225L195 226H199V228L198 227H195L194 226V229H200V231H201V229H202V233H200L197 229H196V231L195 230H193L195 233H193V235L194 236H192L191 238H196V236L198 235H201V237H202V234H205V235H203L204 237H207V238H214V236H216V235H218V234H220V232H223V233H229V231H230V228L232 229L233 227L236 229H232V231L236 234V236H235V238L236 239H243V238H246V237H254V236H256L257 234H258V232H260L261 230H262V227L264 226V224H263V220H264V215L262 216V215H260V213L261 214H264V203H263V201H264V199H262V195H261V193L260 192H262V190H261V187L259 186V184H260V179H262L263 180V178H264V172L262 173V171H256V168L255 167H257V166H253L252 167V169L251 170H253V171H251V172H254V171H256V174H258V176H259V178H257V179H259V180H257V182H255L256 181V179H251L250 180V182L249 183H242V187L240 188L239 186H237V184L236 183H238L237 181L242 177V174H241V171H242V169H244V164H243V166H240V163H242V160H244V159H246V162L247 161H251V158H250V155L248 154V148L250 147V146H254V145H257L256 144V141H259V140H263V142H264V125H263V122H264V115H261L260 114V111H261V113L262 114H264V112H262L263 111V106H264V0H180V4H181ZM189 2V3H188ZM194 2V3H193ZM65 3H66V1L65 0H0V53L3 51V52H5V54H7V56H9L8 58L9 59H11V60H9V62L10 63H15V62H17V63H15V64H17L18 65V67H20V65L22 64V63H24V65H21V69L22 68H28L27 66H29V65H31L30 64V62L31 61H28V59L30 60L31 58L30 57H28V58H26V57H22L21 56V59H20V56H18L17 54H15L16 52H18L19 51V53H20V51H24V50H20V49H23V48H25V47H23L22 48V44L24 43V42H26L27 43V46H31L33 43H30V41L31 40H29L30 38L29 37H31L32 38V33H33V31L34 30H36L37 31V33L39 34V35H37V36H39V38H40V41L38 42V44H37V41H36V39H39L38 37L35 39V45L33 44V46H35L36 47V45L39 47V49H37L38 50V52L40 53V56H42V54H43V57L42 58H40L39 57V59H37V63H35V65L34 66H31V69H33V67H34V70H32L31 71V69H29V72H25L24 73V70L22 69V71L21 70H19V71H17V72H15V64H13L14 66H13V68H12V65L11 66H9V63H6V64H8V69L7 68H3V67H0V71H3V70H6V72L5 71H3L2 73L4 74V75H8L9 76V78H8V76H6V78H4L5 76L3 75V74H1V72H0V74L1 75H3L2 76V78H0V81L2 80V82L3 83H6V82H8L9 84H12L13 86H14V89H15V85H18V86H20V87H18V88H16L15 90H17V89H19V88H21V89H19L18 91H16V92H20L21 90H22V93L25 95V97H28L27 99V103L28 104H26V103H24V105H22V107H23V109L25 110V108L24 107H26V110L25 111H28L29 109H31V111L33 110L34 112H39V111H41V114H43V112L42 111H47V106H46V104L47 105H49L50 107H52V106H55V104H51L50 105V103H52V102H60L61 100V102H64L63 100L65 99V96L64 95H59L60 94V92H62L63 93V90H65V88H64V86L62 87L61 86V88H63L62 90H57V89H61V88H57V87H60V85L58 86L57 85V83H55L56 82V75L55 74H53V73H55L58 69H56V68H59V67H61L62 68V66L63 65H67V64H65L68 60L67 59H69V55H68V53H69V45H67L66 44V41H67V39H68V37H66V34H67V36H68V24H66L65 25V22H63V21H66V23L68 22V20H66V18L65 17H67V15H65L64 14V12L67 14V12H66V10H64V9H66V8H64V7H66L65 6ZM173 3V2H172ZM171 2H169L168 4H172ZM194 4V9H193V6H189V4ZM167 4V5H168ZM196 6H197V8H196ZM203 7V8H202ZM205 7V8H204ZM43 9V10H42ZM171 9V8H170ZM187 10H191V11H193V12H191L190 14H189V12H187ZM195 10V11H194ZM202 10H203V12H202ZM171 11H172V9H171ZM183 11H185V12H183ZM187 12V13H186ZM186 15H185V14ZM194 13H196V14H194ZM64 15H65V17H64ZM182 15H183V17H182ZM194 15V16H193ZM184 19V20H182V19ZM173 19V20H172ZM103 21V19L101 20V22ZM47 22V23H46ZM263 22V23H262ZM64 23V26H62V24ZM168 23V24H167ZM176 23H178L177 25H176ZM191 23V24H190ZM106 24V25H105ZM170 24V25H169ZM172 24V25H171ZM180 24V25H179ZM189 24V25H188ZM175 25H176V27H175ZM62 26V27H61ZM187 26H190V27H188L187 28ZM255 26V27H254ZM114 27H116V25L114 26ZM104 28H109V24H108V21H105L104 22ZM173 28V29H172ZM191 28V29H190ZM192 28H194L193 30H192ZM65 29V31H63ZM254 29V30H253ZM32 32H31V31ZM40 30H43V31H40ZM127 30V29H126ZM174 30H176V34H178V36H183V34H184V36H187V38L186 37H184V40H182V41H189L188 43L187 42H183V43H181V44H179V45H177V44H175L174 46L176 47V48H173V47H171L172 45H170L169 43L170 42H166V38H169L170 36H171V34H175V31ZM179 30V31H178ZM182 30V31H181ZM191 30L193 31L192 33H194V36L191 34ZM36 31H35V33H36ZM39 31H40V33L41 34H43V32L45 31V33L43 34V36H41V34L39 33ZM59 31V32H58ZM66 31H67V33H66ZM174 31V32H173ZM170 32H172V33H170ZM167 33H170V34H167ZM179 33H181L180 35H179ZM160 35V36H159ZM167 35H169V37H167ZM190 35H192V36H190ZM164 37V38H163ZM183 37H180V38H183ZM189 37H191V38H189ZM196 37V38H195ZM67 38V39H66ZM195 38V39H194ZM200 40H199V39ZM229 38V39H228ZM198 39V40H197ZM202 39H205V40H203V41H201ZM29 40V41H28ZM163 40V41H162ZM164 40H165V43H164ZM191 40V41H190ZM194 40H196L195 42H194ZM117 41H119L118 39H117ZM190 42H192V43H190ZM198 42V43H197ZM137 43V42H136ZM163 43V44H162ZM185 43V44H184ZM254 43V44H253ZM110 44V43H109ZM166 44V46H164ZM183 44V45H182ZM189 44H194V45H192V46H190L189 47ZM196 44H198V45H196ZM22 45V46H21ZM159 45V47H157ZM181 45V46H180ZM188 45V46H187ZM212 45V46H211ZM251 45V46H250ZM24 46H26V45H24ZM57 46V47H56ZM104 47V48H102V47ZM100 46V49H101V51L103 50V51H105L104 49H108V47H105L106 45H101ZM162 46V48H160ZM209 46H210V48H211V50L213 51V52H216V53H212L211 51H209L210 49H206V50H204L205 48H209ZM37 47V48H38ZM164 47H166V48H164ZM182 47L184 48V49H182ZM187 47H189L190 49H193V50H190L189 48H187ZM191 47H195V48H191ZM173 48V49H172ZM202 48H204V49H202ZM248 48V49H247ZM41 49V50H40ZM159 49V50H158ZM36 50V51H37ZM67 50H68V52H67ZM110 50V49H109ZM185 51V52H183L182 53V51ZM106 51H108V50H106ZM166 51V50H165ZM129 52V51H128ZM155 51H154V54H157ZM162 51H160V53H158V54H162L161 53ZM210 52V53H209ZM219 52H222L223 54H224V56H223V54L222 53H220L221 55L220 56H218V53ZM228 52V53H227ZM21 53H23V52H21ZM106 53H109V51L108 52H105L104 54H106ZM164 53V52H163ZM226 54H228L227 56H225ZM0 56L2 57L3 55H2V53L0 54ZM23 56H24V54H23ZM36 57L37 56H35V58H34V60L36 59ZM216 57V58H215ZM220 57V58H219ZM225 57H227V58H225ZM2 58H4V57H2ZM6 58L7 57H5V62L6 61H8V59L6 60ZM206 58V59H205ZM1 59V58H0ZM13 59H14V61H13ZM18 59H20V61L18 60ZM41 59H42V62L40 63L39 61H41ZM204 60V61H202V60ZM261 59V60H260ZM3 59H1V61H2ZM198 60H199V62L201 63V65H200V68H197V67H199V64L200 63H198ZM210 60V61H209ZM259 60V61H258ZM0 61V62H1ZM12 61V62H11ZM207 61H209V63L207 62ZM226 61V62H225ZM35 62V61H34ZM33 62V63H34ZM197 62V63H196ZM232 64H231V63ZM254 62V63H253ZM262 62V63H261ZM2 63H4V62H1V65L0 66H2V65H4V64H2ZM40 63V65H41V68H39V66H38V64ZM197 64L198 66H195L194 67V65L193 64ZM224 63V64H223ZM252 63V64H251ZM49 64V65H48ZM195 64V65H196ZM204 64H206L207 66H203ZM233 65L231 68H230V66L231 65ZM262 64V65H261ZM16 65V66H17ZM27 65V66H26ZM122 65H124L125 66V64H122ZM121 65V66H122ZM38 66V67H37ZM44 66V67H43ZM53 69V70H51V68ZM255 66V67H254ZM259 66H262V67H259ZM18 67H16L17 69H19ZM67 67V66H66ZM62 68V70H60L58 73H59V75H62L63 76V74L64 73H67V69L68 68ZM160 67H162V66H160ZM206 67V68H205ZM229 67V68H228ZM13 70H12V69ZM30 68V67H29ZM50 68V69H49ZM226 68V69H225ZM251 68H252V70H251ZM257 68V69H256ZM9 69H11L12 71H10ZM41 69V70H40ZM60 69V68H59ZM10 72H9V71ZM27 70V69H26ZM36 70H39V71H36ZM51 70V71H50ZM56 70V71H55ZM249 71L250 73H252V75H255L254 76V79L253 78H251L252 77V75L250 74V73H248V74H246L247 72L246 71ZM254 70V71H253ZM258 70V71H257ZM30 71H31V73H30ZM53 71H55V72H53ZM14 72V75H15V73H16V75H15V77L14 78H19L20 79V77L22 78L21 80H19V81H21L20 83H22V84H18V83H16V82H19V81H16L15 79H13V73ZM47 72H48V74H47ZM50 72V73H49ZM214 72V73H213ZM221 72H223V73H221ZM6 73V74H5ZM26 73L27 74H29V75H26ZM57 73V74H58ZM185 73H186V75H185ZM216 73V74H215ZM12 74V75H11ZM31 74H34L33 76L35 77V74H36V77H37V79L35 80V79H33V78H31L32 77V75ZM193 74H195L194 76H196V77H194V78H197L196 79V81H198L199 82V84L196 82V81H194V80H192V79H194L193 78ZM204 74V75H203ZM211 74V75H210ZM244 74L245 75H247V79L245 80V77L246 76H244ZM45 77H44V76ZM49 75H50V77H49ZM55 77H54V76ZM202 75V76H201ZM207 75V76H206ZM43 76V77H42ZM178 76H180V77H178ZM248 76H251L250 78L248 77ZM259 76V77H258ZM260 76H262V77H260ZM1 77V76H0ZM35 77V78H36ZM50 79H49V78ZM182 77H185V79L184 78H182ZM201 77L202 78V80H205V78H206V80H207V82L205 81V82H202V80H199V78ZM215 77V78H214ZM217 77H219V78H217ZM243 77V78H242ZM13 80H12V79ZM24 78V79H23ZM25 78L27 79L28 78V80L30 81V79L29 78H31V80H32V83H33V85L30 87V85L31 84H29L30 82H28V84H29V87H24V86H27L26 85V83H25ZM43 78V80H41ZM52 78V79H51ZM186 78H188L187 80L188 81H185L186 80ZM207 78H209V79H207ZM211 78H214V80L213 79H211ZM256 78V79H255ZM45 79V80H44ZM92 79H94V80H92ZM180 79H184L183 81L182 80H180ZM211 79V80H210ZM217 81H216V80ZM262 79V80H261ZM22 80H25V81H22ZM40 80V81H39ZM55 81V82H51V81ZM87 80H89V81H91V85L93 86H91V85H88V86H90V88H94V91H96L95 89L96 88H98V86H101L102 85V83H101V81H99V78L98 77H95V75L94 76H92L91 78H88ZM191 82H190V81ZM245 80V81H244ZM248 80V81H247ZM250 80V81H249ZM251 80H256L255 81V84L254 83H252L251 82ZM41 81H46L47 83L45 84L44 82H41ZM50 81V82H49ZM176 81H171V83H177ZM180 81H182V82H180ZM193 81V82H192ZM213 81V82H212ZM24 82V83H23ZM41 82V83H40ZM58 82V81H57ZM61 82H63V81H61ZM187 82V84H189V82H190V84H189V86L188 87H186V85L187 84H185ZM196 82V83H195ZM201 82H202V84H201ZM217 82V83H216ZM245 82V83H244ZM3 83H0L2 86L4 85ZM35 83V84H34ZM52 84V89H50L49 90V88H51L50 86V84ZM59 83V82H58ZM100 83H101V85H100ZM104 83V82H103ZM177 83V84H178ZM193 83H195V84H193ZM204 83H207V84H205L206 86H204L203 84ZM250 83H252V84H250ZM9 84H7V87H4V86H6V84L3 86V88H2V90H0V91H5V90H7L8 92L7 93H5L6 95L7 94H9V96H7V97H4V96H6L5 94L3 95L2 93H0V100L1 99H4V101L2 100V101H0V193L1 192H5V190H6V194H5V196H6V202H4V205H6L8 202V204L6 205V206H4L5 207V211H7L8 213H10L9 211L12 209V208H10L11 207V205H12V207H13V212H11L10 214H13L14 213V215H11V216H9V217H11L12 219L15 217L16 219L15 220H18V216H20V217H22V216H24V215H22L23 213H25L27 210V212H26V214L27 215H29V214H31L32 212H31V209H32V211H35L36 210V212L35 213H40L41 211H43V206H44V208H45V206L46 207H48V203H46V204H48V205H46V204H43L44 202H46V201H48V199L47 198H50L49 200H50V202H53L54 200H56V199H59V201H61V197L62 196H65V193H67L68 191H69V189L68 190H65V189H67L68 187L70 188V186L69 185H71V183L73 182V181H71V176L70 177H67V176H69L70 175V173H68L69 172V170H70V162L68 161V162H66V161H64L65 163H67V165H65V164H63V165H61L63 162H60L59 163V161H61L60 159H62V160H66V159H68V160H70V158H72L73 156H80L81 157V155L82 154H80L79 152L80 151H78V149H76L77 148V141H80V140H78V137H80V133L79 132H75L76 130H74V131H71V130H73V125H71V128H70V125H68V124H70V122H71V119H73V116H72V113H73V115L74 114H79V112L78 113H76L77 112V110H76V108H72V107H74L73 106V104H75L74 102H71L70 103V107H65V106H63L62 104H61V107H57L56 108V106H55V109H57V110H59V111H62L63 113H61L60 112V114H57L55 111L56 110H54V108L53 109H51L50 107H48V108H50L51 110H54V111H51L50 110V112H51V114H49V117H51L50 115H52V117H53V115H54V113L55 114H57V115H55L54 116V118H51V119H49L50 120V123H49V121L46 123V125L49 123V125H45V124H42V125H39V126H37V128L39 129L40 127H42L43 126V128H45V129H41V130H38V129H36L35 130V132L33 133V136L31 137V135H29L28 137H25V134H19L18 135V141H17V139L14 137L13 138V136H15V134H14V131L15 132H19L22 128L20 127V126H23V125H25V123H24V121H26V119H22V122H18L17 120H16V117H17V119H19V120H21L20 119V117L19 116H17V114H13V112L12 113H9V112H11V110H13L12 108H11V106H12V104L10 103L9 105H11L10 107H8L6 104L9 102V99H10V96H11V94H13L12 92L11 93H9L11 90L9 89L12 85H9ZM24 84V85H23ZM41 84H43V85H41ZM49 84V86H47ZM63 84V83H62ZM111 84V83H110ZM201 84V85H200ZM239 84H241V87L243 88H240V86H239ZM245 84H247V85H245ZM254 84V85H253ZM257 84V85H256ZM45 85V87H47V88H43V89H45V90H42V87ZM57 85V87H55ZM175 85V84H174ZM185 85V86H184ZM191 85H193V87L191 86ZM195 85V86H194ZM197 85V86H196ZM210 85H211V88H210ZM253 85V86H252ZM8 86H9V88H8ZM230 86V87H229ZM239 86V87H238ZM246 86H247V88H246ZM248 86H251V87H248ZM255 86V87H254ZM257 86H260V87H257ZM1 87V86H0ZM188 89H190V90H187L186 88ZM198 87V88H197ZM204 89H202V88ZM12 88V87H11ZM25 88H28L27 90L29 91L28 92V94H27V90L25 89ZM30 88H32L34 91H33V94L32 95H34V96H30L31 95V92H32V90L30 91ZM54 88V89H53ZM57 88V89H56ZM239 88V89H238ZM260 88V89H259ZM1 89V88H0ZM3 89H5V90H3ZM170 89V88H169ZM182 89V90H183ZM209 89V90H208ZM235 89V90H234ZM236 89H238V92L236 91ZM246 89V90H245ZM247 89H249L250 91H248ZM258 89V90H257ZM10 90V91H9ZM53 90V91H52ZM172 90V89H171ZM203 90V91H202ZM247 91V92H245V91ZM260 90V91H259ZM12 91H14V90H12ZM93 91V92H94ZM188 91H190V92H188ZM198 91H200L201 93H203V94H201V93H196V92H198ZM205 91V92H204ZM236 91V92H235ZM15 91H14V93H16ZM194 92L196 93V95H195V97L193 98V95H194ZM208 92V93H207ZM245 92V93H244ZM260 92V93H259ZM61 93V94H62ZM97 93V92H96ZM204 93H205V96H204ZM247 93V95H245ZM251 95H250V94ZM52 96H51V95ZM201 94V96H199ZM206 94H207V96H206ZM3 95V96H2ZM27 95V96H26ZM50 95V97H48ZM56 95H58V96H60V98L58 97V96H56ZM70 95H71V93H70ZM69 95V96H70ZM172 97H171V96ZM186 95V96H185ZM204 97H203V96ZM213 95V96H212ZM248 95H250L249 97H251L252 98V100H248ZM58 97L59 98V101H58V98L57 99H52L53 97ZM63 96H64V98H63ZM169 96H170V98H169ZM189 96H190V98H189ZM197 96V97H196ZM215 96V97H214ZM223 96V97H222ZM240 98H242L241 96H243V98L242 99H240V101L238 100L239 99V97ZM1 97H3V98H1ZM36 98V100H37V104H33V99H31V98ZM177 97V98H176ZM208 97H210L211 99H216V100H213V101H210V102H212V103H210V102H208ZM30 98V99H29ZM47 98H49V99H51V100H49V99H47ZM173 98H175V101L174 100H170V99H173ZM188 98V99H187ZM192 98V99H191ZM201 98L202 99H204V102H203V100H201ZM223 98H224V100H223ZM251 98H249V99H251ZM159 99V100H158ZM164 99V100H163ZM186 99L188 100V102H189V104H191L190 106L189 105H187L186 104ZM200 101H202V102H199V100ZM211 99H209V100H211ZM218 99V100H217ZM220 99H222V100H220ZM247 101H249L248 102V104H247V102H246V100ZM254 99V100H253ZM26 100V99H25ZM32 102V103H30V101ZM191 100H192V102H191ZM198 100V101H197ZM241 100H243V101H241ZM260 100H262V101H260ZM158 103H160V104H157V105H155L156 104V102ZM170 103H169V102ZM216 101V102H215ZM222 101V103H218L217 104V102H221ZM253 101H257L256 103H259L260 102V104H258V106L257 105H255V107L257 106V109L255 108V107H253L254 105L253 104H256L255 102H253ZM1 102H4V104H5V106H4V104L3 103H1ZM7 102V103H6ZM24 102H26V101H24ZM47 102V103H46ZM176 104H174V103ZM176 102H178V103H176ZM214 102V103H213ZM241 103L240 104V106H238L239 105V103ZM246 102V103H245ZM250 102H252V103H250ZM29 103L31 104V105H33L32 106V108H31V106L29 105ZM83 103V102H82ZM87 102H85L84 104H86ZM163 103H166V105H168V106H166L165 105V108H164V104ZM168 103V104H167ZM196 103V104H195ZM206 103H208V104H206ZM250 103V104H249ZM45 104V105H44ZM64 104V103H63ZM146 104L148 105V104H152V105H154V106H152V105H148V106H152L153 108H151V107H149L148 108V106H146ZM161 104H162V106H161ZM172 104V105H171ZM199 104V105H198ZM209 104H211V106L212 107H214V108H211V106H210V108L208 109V107H209ZM215 104H217V106L219 105V104H221V105H219L218 107L216 106L215 107ZM226 104L227 105H229V106H227L226 107ZM231 104H234V107L233 106H231ZM246 104H247V106H246ZM35 105V106H34ZM170 105H171V109L169 108L170 107ZM206 105L208 106V107H206ZM225 105V107L226 108H229V112H232V113H235V111L236 110H238L237 111V116H240L241 115V112H243L242 113V115L244 114L245 115V113H249V115H247V116H245L246 117V119H245V117L244 116H242V117H244V118H242V117H240V120H238L239 119V117H238V119L236 118V114L234 115V114H229V112H228V109H226V108H224V107H222V106H224ZM28 106V107H27ZM140 106H142V107H140ZM145 106H146V108H145ZM157 106H158V109H157ZM159 106L161 107V108H164V109H160L159 108ZM173 106H175V107H173ZM189 106V107H188ZM193 106V107H192ZM195 106H197V108L195 107ZM231 106V107H230ZM248 106H252V107H249L250 109L252 108V110H253V108H255L253 111L252 110H250V109H248L247 107ZM34 107V108H33ZM200 107H202L201 109L202 110H204L203 108L205 107V109L206 110H204V112L200 109ZM240 107V108H239ZM8 108L9 109H11V110H8ZM42 109V110H40V109ZM66 108H68V109H70V110H68V109H66ZM141 108L142 109H144V110H148V111H151L150 113L148 112V113H146L147 111H142L141 110ZM151 108V109H150ZM183 108H185V109H183ZM192 109L193 111H191L192 113L193 112H195V113H198L199 114V112L198 111H201L200 112V114L198 115V114H191V113H188V112H190V110L189 109ZM247 108V110H245ZM262 108V109H261ZM168 109H170L171 110V112H173L174 110H175V112L173 113L174 115H172V113L170 112V110H168ZM183 109V110H182ZM194 109H197V110H194ZM200 109V110H199ZM210 109H212V111H209V112H206L207 110H210ZM224 109V110H223ZM241 109V110H240ZM260 111H259V110ZM8 110V111H7ZM37 110H39V111H37ZM66 110V111H65ZM73 110V111H72ZM160 110V111H159ZM166 110V111H165ZM184 110H187V111H184ZM189 110V111H188ZM227 110V112H226V114L224 113L225 111ZM235 110V111H234ZM248 110H250V111H248ZM258 110V111H257ZM59 111H57L58 113H59ZM67 111H69V112H67ZM70 111H71V113H70ZM78 111H80V110H78ZM197 111V112H196ZM224 111V112H223ZM247 111V112H246ZM254 111H257V112H255L254 114L252 113V112H254ZM54 112V113H53ZM143 112V113H142ZM145 112V113H144ZM176 112H178L177 114H176ZM182 112H184L185 114L187 113V114H191L190 116H188L187 114L186 115H183V114H179V113H182ZM224 113V115H223V113ZM259 112V113H258ZM68 113V114H67ZM227 113L230 115V116H228L227 115ZM240 113V115H238ZM251 113H252V115H251ZM13 114V115H12ZM45 114V113H44ZM129 114V115H128ZM131 114V115H130ZM133 114L135 115V116H133ZM255 114H258L257 115V117H256V115ZM71 115V116H70ZM151 115H152V117H151ZM176 115H178V117L176 116ZM202 115V116H201ZM123 116V117H122ZM125 116V117H124ZM127 116V117H126ZM129 116H131L132 118H130L131 119V121L129 120V123L130 122H132L130 125L131 126H133V128L131 127H129L130 125H129V123H126V124H124V123H122L121 124V122L122 121H124V118H126V119H129ZM138 116V117H137ZM141 116V117H140ZM179 116H181L183 119H181V117H179ZM191 116H193L192 118H190ZM207 116V117H206ZM234 117V119L236 118L237 119V123H241V120L242 119H244L245 120V123L246 122H248V123H250L249 121H248V119H251V116H252V123H253V125L255 126V123L257 124V123H259V124H257L256 126V128L253 126V125H251L252 123H250V126L248 127L247 126V124L248 123H246V124H243V125H241V126H243V127H241L240 126V123L239 124H236L235 122H233V120H230V119H232L231 117ZM69 117H70V119H69ZM140 117V118H139ZM161 117V118H160ZM259 117H262L261 119L259 118ZM58 118H60V120L58 121ZM134 118V119H133ZM143 118V119H142ZM171 118L173 119V120H171ZM176 118H178L179 120H176ZM226 118V119H225ZM228 118V119H227ZM242 118V119H241ZM12 119H15V121L16 122H18V123H20V126H19V124H18V126H19V128H17L18 129V131H17V129L15 128V126L16 127H18L17 125H12V123L11 122H13V123H15V121L14 120H12ZM52 119H53V121H55V122H52ZM55 119V120H54ZM56 119H57V121H56ZM66 119L67 120H69V122L68 121H66ZM170 119V120H169ZM180 119H181V122H179L180 121ZM190 119V120H189ZM198 119V120H197ZM222 119H224L223 121H222ZM235 119V120H236ZM3 120V121H2ZM7 122V124H11L12 125V127L13 128H11L10 126V124L9 125H7V124H5L4 122L5 121ZM9 120V121H8ZM74 120V119H73ZM138 121V122H133V121ZM173 122L174 120H175V122H173L172 124V130H171V127L169 128V122ZM191 120H193V122L191 121ZM227 120V121H226ZM228 120H230V125L228 126L227 124H228ZM255 120H256V122H255ZM257 120H259V121H262V122H257ZM28 121V120H27ZM64 121H66L67 122V124H65L64 123ZM121 121V122H120ZM191 121V122H190ZM217 121V122H216ZM243 121V120H242ZM116 122H117V124H118V126H117V124H116ZM159 122H161V124L159 123ZM233 124H232V123ZM53 123H55V124H53ZM57 123L59 124L60 123V126H58L57 125ZM136 123V124H135ZM180 123V125L178 126V124ZM261 123H262V126H261ZM17 124V123H16ZM71 124H73V121H72V123ZM177 124V125H176ZM183 124V125H182ZM185 124V125H184ZM191 126H190V125ZM51 125H54V126H51ZM123 125L125 126V128L123 129ZM190 127V130H187L186 128L188 127V126ZM211 125V126H210ZM223 125H225V126H223ZM232 125H233V127H232ZM235 125V126H234ZM46 126V127H45ZM59 128H58V127ZM127 126V127H126ZM168 126V127H167ZM176 126H178V127H182V129H184L185 128V130H181V128H178L177 129V131H176V129H174V128H176ZM184 126H186V127H184ZM237 126H240V129H242L241 130V132H243V129H244V131L245 132H243V134H241V132H240V129L237 127ZM252 126H253V128H252ZM261 126V127H260ZM24 127V126H23ZM26 127H28V124H26ZM29 127H30V125H29ZM56 127V128H55ZM167 127V128H166ZM188 127V128H189ZM223 127V128H222ZM230 127V128H229ZM248 127V128H247ZM259 127V128H258ZM166 128V129H165ZM247 128V129H246ZM258 128V129H257ZM7 129V130H6ZM10 129H12V130H10ZM118 129H120V128H118ZM169 129V131H171V132H169V131H167ZM174 129V130H173ZM192 129V130H191ZM233 129H236L235 130V132H237V135L235 134V132H234V130ZM256 130L257 132H255V131H252L253 133L251 134L250 133V135H249V137H247L246 136V134L245 133H247V134H249L248 132H250L251 130ZM38 130V131H37ZM121 130V129H120ZM123 130H125V131H123ZM142 130H144V129H142ZM167 131L168 133H171V135H173V136H175V131H176V133L178 132V134H176V136H177V140L179 141H183L182 143H186L187 141V144H188V148H191V149H188L187 148V146L185 147V145H183V144H181L180 142H178L177 140H176V136L175 137H171V135L169 136V134L168 133H164V131ZM178 130H181V133L178 131ZM214 130V131H213ZM230 130L232 131L233 130V132H234V134L236 135V137H235V135L233 136V137H230V136H232V135H230V134H232V132H230ZM250 130V131H249ZM259 130V131H258ZM261 130V131H260ZM5 131V132H4ZM186 131V132H185ZM240 132V134H239V132ZM188 132H190V133H188ZM259 132V133H258ZM3 133V134H2ZM127 133V132H126ZM184 133H186L185 135H184ZM256 133H257V135H256ZM80 134V135H79ZM144 134V132H142V134L141 135H143ZM145 134H146V132H145ZM166 134L168 135V136H166ZM190 134V135H189ZM239 134V135H238ZM11 135H13V136H11ZM34 135H38V137H40V139L38 138V137H36V136H34ZM40 135V136H39ZM79 135V136H78ZM157 135H154V136H157ZM240 135H245L244 137H240ZM255 135V136H254ZM26 136H27V134H26ZM157 136V137H158ZM182 136H183V138H185V139H182ZM185 136V137H184ZM228 136V137H227ZM254 138H253V137ZM263 137V138H260V137ZM12 137V138H11ZM153 137V136H152ZM157 137H153V138H157ZM171 137V138H170ZM206 137H208V138H206ZM235 137V138H234ZM239 137V138H238ZM76 138H77V141H76ZM173 138H175V139H173ZM230 138H232V139H230ZM246 138V139H245ZM248 138H251L250 140H252V141H249V139ZM16 139V140H15ZM22 139V140H21ZM33 139H36V140H38V141H36V147L41 151V152H46V153H44L45 155L43 156V158H40V157H42V153L40 152V153H38L37 151H36V147L35 146H33L34 147V149H33V147L32 146H30V145H33V144H31L29 141H33ZM47 139V140H46ZM80 139V138H79ZM173 139V140H172ZM188 139V140H187ZM208 139V140H207ZM237 139H239L238 140V142H237ZM259 139V140H258ZM13 140H15V141H13ZM43 140H44V142H47V143H44L43 142ZM128 139L126 138V141H127ZM170 140V141H169ZM172 140V141H171ZM177 141V142H175L174 143V141ZM256 140V141H255ZM21 141H22V143H21ZM25 141H28L27 143H25ZM40 141V142H39ZM162 141V142H161ZM167 141V142H166ZM185 141V142H184ZM240 141V142H239ZM249 141V142H248ZM18 143V144H20V147L21 146H26L27 147V149H28V151H30V153H28V154H30L29 156H28V158H30V159H28V160H24V161H31L32 159H31V156H33V157H35V155L36 154H34V153H36L37 152V156H36V158L37 157H39L40 159H36V158H34L35 160H33V161H31L30 163V165L29 164H27V163H29V162H24V161H22V163H20L18 166L17 165H15L16 163H18V162H20L21 160V158L19 159V155H20V153H19V155H18V153H17V149H20V148H16V146L18 145V144H16V143ZM23 142L25 143L24 145H22L23 144ZM37 142H39L40 144H38ZM46 144V145H41V144ZM76 143V145H75V143ZM165 144H164V143ZM171 142H173V143H171ZM205 142H207V144L210 146V149H209V153L208 154H206V155H204V151H205ZM226 142V143H225ZM244 142V143H243ZM252 144H251V143ZM34 143H35V141H34ZM164 145H163V144ZM176 143H179V145L178 144H176ZM228 143V144H227ZM232 143V144H231ZM239 143V144H238ZM241 143H243L242 145H241ZM246 143V144H245ZM248 143V144H247ZM37 144H38V146L40 145V147H38L37 146ZM168 144H171L170 146L168 145ZM180 144H181V146L183 145V149L185 150H182V148H181V146H180ZM222 145V147L221 146H219V145ZM94 143H91V146H93V148H92V150L94 149H96V146H95V148H94ZM150 145H152V142L150 143ZM166 145V146H165ZM177 145V146H176ZM190 145V146H189ZM191 145H193V146H191ZM239 147H238V146ZM243 145H246V146H243ZM10 146V147H9ZM19 146V145H18ZM32 148V149H30V147ZM41 146H42V149H41ZM46 146V147H45ZM164 146H165V148H164ZM170 148H169V147ZM172 146H174V147H172ZM179 146V148H181V150H182V155H181V151H180V155H178V153H177V149H175V148H177ZM242 146V147H241ZM29 147V148H28ZM45 147V148H44ZM75 148V150H77V153H76V151L73 149V148ZM241 147V148H240ZM243 147H247V148H243ZM12 148H14V151H13V149ZM64 148V149H63ZM70 148H72V149H70ZM164 148V149H163ZM187 148V149H186ZM217 148V149H216ZM239 148V149H238ZM37 149V150H38ZM46 149V150H45ZM70 149V150H69ZM166 149L167 150H169L168 151V153H170V154H168V155H165V154H167V151H166ZM173 149H175V150H173ZM228 149H231V150H228ZM242 149V150H241ZM12 150V151H11ZM34 150V151H33ZM38 150V151H39ZM65 150V151H64ZM66 150H69V151H67V153H66ZM93 150V151H94ZM152 150H154V151H152ZM156 150V151H155ZM179 150V149H178ZM186 150H191V155H194V156H192V159L191 160H189L190 162H188L187 160H186V162H185V157H186V155H188V152H187V154H186ZM193 150H194V152L196 153V154H198L197 155V157L199 156V158H198V162L195 160V159H197L196 158V154H194V152H193ZM224 150V151H223ZM239 150H240V152H239ZM18 151H20V150H18ZM33 151V155L31 154V152ZM145 151H144V153H145ZM175 151V152H174ZM184 151V152H183ZM219 151L221 152V155H220V157L218 156V154H220L219 153ZM226 151V152H225ZM238 151V152H237ZM245 153H247L246 154V157H244L243 159H242V157H243V155H244V152ZM12 152V153H11ZM21 152V151H20ZM70 152V153H69ZM166 152V153H165ZM179 152V151H178ZM242 152H243V154H242ZM18 155V159L15 157V155L16 154ZM65 153V154H64ZM70 154V158H68L69 157V154ZM157 153H158V155H157ZM161 153H163V154H161ZM174 153H177V154H175L174 155ZM224 153V154H223ZM233 153H235V154H233ZM238 153H240L239 155H237ZM27 154V155H28ZM38 154H40V155H38ZM73 154V156H71ZM157 156H156V155ZM16 155V156H17ZM67 156V157H64V156ZM177 155V157H175ZM189 155H190V153H189ZM204 155V156H203ZM234 157H233V156ZM240 155H242V156H240ZM248 155V156H247ZM15 157V158H13V157ZM62 156L64 157V158H62ZM129 158H130V160H131V155L130 154H128L127 155ZM156 156V157H155ZM227 156V157H226ZM228 156H231V157H228ZM237 156H239L240 157V159L237 161V162H239V164L238 163H236V160H237ZM256 155L254 154L253 155V157H255ZM11 157V158H10ZM80 157H77V160L79 161V159H82L83 160V158H80ZM136 158L134 159H132V161L133 162H131L130 161V163L131 164H129V163H127L129 166L128 167H133V168H136V165L135 166H131V165H134L135 163H136V159H137V155L135 156ZM141 157H143V156H141ZM154 157V158H153ZM162 157V156H161ZM180 157V158H179ZM193 157H194V159H193ZM215 157H217V158H215ZM236 157V158H235ZM238 157V158H239ZM9 158V159H8ZM79 158V159H78ZM151 158H153V159H151ZM219 158V159H218ZM228 158V159H227ZM229 158H231L232 160H231V162H228V161H230L229 160ZM248 158V159H247ZM72 159H75L76 160V158L75 157H73ZM85 159V158H84ZM182 159H183V161H182ZM235 159V160H234ZM242 159V160H241ZM10 160H11V163H10ZM17 160V161H16ZM182 162H180V161ZM201 160V161H200ZM16 161V162H15ZM40 161V162H39ZM174 162V164L173 165H171V163L170 162ZM192 161H194V162H192ZM235 161V162H234ZM241 161V162H240ZM35 162H39L40 164H38V165H36L37 163H35ZM129 162V161H128ZM180 162V163H179ZM215 162V163H214ZM217 162V163H216ZM13 163V164H12ZM35 163V164H34ZM85 163L86 162H82V164L83 165H85ZM133 163V164H132ZM170 163V164H169ZM211 163L213 164V165H211ZM231 164L232 163V166H229V167H226V166H228L227 164ZM247 163H249V162H247ZM264 163V162H263ZM10 164H12V165H10ZM24 164H27L28 166H29V168L31 169V168H33L34 166L36 167V166H38V170L37 169H35V170H37V172H35V173H33V171H35V170H33L32 171V174L34 175V177H33V175L32 174H30V177L32 178V181H29V182H31V183H28V182H26V184H30V185H32L33 184V182L35 181V182H38L39 184L40 183H42V184H40V189H37V184L38 183H36V187L34 186V187H32V189L31 188H29V187H27L26 188V191H21V190H25V187H24V184L25 183H23V181H25V179L28 181V180H30V177H28L29 176V174H23L24 172H23V170H22V168L23 169H25L26 167H28L27 165H26V167H25V165ZM32 164H34L33 166H32ZM60 164V165H59ZM74 164H78L79 166L81 165L80 164V162L79 163H77L76 161H74V163L72 164L73 166H74V168H72V173H78L77 175L78 176H76V178L78 179V177L80 176V180H85L84 179V177L86 178V176H88V173L89 172H87V166L85 165V166H83V165H81V167L80 168H78V166L77 165H74ZM179 164H180V166H179ZM196 164V165H195ZM217 164H219V165H217ZM9 165H10V168H9ZM15 165V166H14ZM69 165V166H68ZM151 167H153V164H149ZM154 165H155V163H154ZM168 165H169V167H168ZM183 165V166H182ZM187 165V166H186ZM238 165H239V167H238ZM249 165V164H248ZM17 166V167H16ZM63 166V167H62ZM64 166H66L65 168H64ZM75 166H77V168L75 167ZM181 166H182V168H181ZM210 166V167H209ZM218 166V167H217ZM224 166H225V168H226V172L225 171H223L224 170ZM14 168L15 170H18V172L16 171V173H11V174H17L15 177L16 178H14L15 180L14 181H12L11 179H6V180H11L12 182H14V183H12V182H6V184H7V186H8V184L10 185L11 183L13 184V187L14 188H12V187H9L8 186V188L6 187V185H4V182H5V176L7 175L8 177H10L11 175L10 174H8V173H10V172H7V174L5 175V173H6V171H8V170H10L11 168ZM18 168V169H16V168ZM20 167V168H19ZM34 167V168H35ZM42 169V171H40V168ZM60 167L61 168H64L65 170H63V169H60ZM150 167V168H151ZM168 167V168H167ZM231 167L233 168V169H237V171L236 170H234L235 171V173H234V171L233 170H231ZM5 168H7L8 170H5ZM28 168V169H29ZM33 168V169H34ZM37 168V167H36ZM67 168V169H66ZM83 168H85L84 170H83ZM171 168H175V169H171ZM231 170H229V169ZM27 169V168H26ZM25 169V170H26ZM78 169H81V170H78ZM170 169V170H169ZM179 171H178V170ZM206 169H210V170H206ZM223 169V170H222ZM238 169H240L239 171H238ZM61 170V171H60ZM65 172V171H67V172H63V171ZM223 171V173H222V171ZM22 171V173H20ZM27 171V170H26ZM29 172L31 173V171L29 170ZM28 172V173H29ZM40 172V173H39ZM41 172H43L42 174H41ZM63 172V173H62ZM82 172H84V173H82ZM238 172V173H237ZM260 172V173H259ZM38 173L39 174H41V175H38ZM47 174L48 176H51V177H49L48 178V176H46L45 174ZM177 173V174H176ZM237 173V174H236ZM1 174H4V175H1ZM20 174H22V179H18L17 177L18 176H20ZM60 174V175H59ZM61 174H64V175H61ZM172 174H173V176H175V177H173L172 176ZM225 174V175H224ZM239 174V175H238ZM251 174L252 173H250L249 175L251 176ZM25 175V176H24ZM28 175V176H27ZM44 176L45 175V177L47 178V184L48 183H53V187L50 185H46L47 186V188H45V180H44V178H40V176ZM85 175V176H84ZM171 175V176H170ZM178 175V176H177ZM200 175H201V177H200ZM236 175H238V177H239V179H238V177L236 176ZM6 176V178H8ZM36 176H38V177H36ZM63 176V177H62ZM84 176V177H83ZM177 176V177H176ZM195 176V177H194ZM196 176H199L198 178H196ZM231 176V177H230ZM24 177V178H23ZM25 177H27V178H25ZM38 178V180H43L42 182L41 181H38L36 178ZM68 179H67V178ZM83 177V178H82ZM179 177V178H178ZM219 177V178H218ZM223 177V178H222ZM263 177V178H262ZM40 178V179H39ZM53 179V180H51V179ZM60 178H61V181H63V183H65V186H64V184H62V182L60 181ZM64 178H66L68 181H69V179H70V181L68 182V181H66V179H64ZM167 178V179H166ZM172 178H175V179H172ZM226 178V179H225ZM229 178V179H228ZM233 178V179H232ZM235 178H236V180H235ZM13 179V178H12ZM171 179L172 180H174V181H172L171 182ZM179 179V180H178ZM198 179H200V180H198ZM202 179V180H201ZM150 180H152V179H150ZM211 180H215V181H213L214 183H212V181ZM225 180H227L228 181V184H227V181H225ZM4 181V182H3ZM19 181H21L22 182V184L19 182ZM52 181H55V182H52ZM65 181V182H64ZM125 182L126 184H122V183H120V182ZM129 183H128V182ZM201 183H200V182ZM222 181L224 182H226L225 184H226V186H225V184H223L222 183ZM229 181H230V183H229ZM235 181V183H233V182ZM3 182V183H2ZM15 182H16V184H15ZM44 182V183H43ZM195 183V184H197V185H195V184H193V185H195L194 187L192 186L191 188L189 187V186H191V183ZM196 182H199V183H196ZM259 182V183H258ZM21 184L23 187H21V185H18V184ZM67 183H68V185H67ZM131 183H132V185H131ZM147 183V184H146ZM207 183V185H206V187H201V185L200 184H206ZM222 185H221V184ZM233 183V184H232ZM253 184L252 185V189L250 190V192H249V196H251V197H253V199L251 198V200L249 199V196L248 195H246L247 193H246V189H244V188H247V186H249V184ZM257 183V184H256ZM121 184V185H120ZM171 184V185H170ZM174 184V185H173ZM209 184H211L210 185V187L211 188H209ZM217 184H219V185H217ZM230 184H232V185H230ZM234 184H236V185H234ZM248 184V185H247ZM4 185V186H3ZM42 185V186H41ZM72 185H73V183H72ZM72 185H71V187H72ZM126 185H127V187H126ZM131 185V186H130ZM137 185V186H136ZM147 185V186H146ZM169 185V186H168ZM175 185H176V187H175ZM198 185H200L199 187H198ZM217 185V186H216ZM244 185V186H243ZM247 185V186H246ZM254 185H256V186H254ZM11 186V185H10ZM18 186H20L19 188H18ZM63 186V187H62ZM66 186H68V187H66ZM135 186V187H134ZM182 186V187H181ZM184 186V187H183ZM186 186V187H185ZM204 186V185H203ZM218 186H220V187H223L224 189H225V187H226V189L225 190H222V192L224 193H226L227 192V194H222L220 191H221V188L219 187V192H220V194H222L221 196H220V194H219V192L217 191L218 190ZM225 186V187H224ZM246 186V187H245ZM254 186V187H253ZM5 187V188H4ZM55 187H57V188H55ZM61 187L63 188V189H61ZM119 188V190L118 189H115V188ZM122 187V188H121ZM132 187V188H131ZM146 187H150L149 188V190H146L147 188ZM154 187V188H153ZM157 187H159V188H157ZM201 188V189H203L204 191H202V194L204 195V193H208L207 195H209L210 196V194H212L211 195V198L213 197V193H215V192H217V195L216 196H218L219 195V197H216L215 196V194H214V198H215V202L216 201H218V200H221L222 201V199H226L225 201V203L226 204H228V205H230V206H228V205H226L225 203V205H223L222 206V209L221 210H223V211H227V213H226V215L224 214V212H222L221 210L220 211H218V209H214L216 206L214 205V204H216L214 201L212 202V200L214 199V198H210L209 196H207L206 194L204 195V196H202V194H201V197L200 196H198V198L196 199V198H193V197H195L194 195H196L197 194V191H198V188ZM234 187H236V188H234ZM2 188H3V191H2ZM9 188H11V189H13V190H11V189H9ZM15 188H18V189H15ZM28 188H29V190H28ZM37 190H36V189ZM42 188H44V189H42ZM50 190H49V189ZM124 188V189H123ZM125 188H126V193H125ZM128 188L130 189V190H128ZM134 188H136V189H134ZM146 188V189H145ZM168 188H170V189H168ZM181 188H185L184 190L183 189H181ZM187 188V189H186ZM190 188V189H189ZM193 188V189H192ZM196 188V190H194ZM206 188H208L207 190H206ZM222 188V189H223ZM5 189V190H4ZM32 191H34L33 189H35L36 191H34L33 193L31 192V190ZM47 189H48V191H47ZM121 189V190H120ZM131 189H132V193H131ZM134 189V190H133ZM140 189H142V190H140ZM145 189V190H144ZM181 189V190H180ZM230 189V190H229ZM10 190V191H9ZM14 190H16V191H18V192H15ZM19 190L21 191L20 192V195H22V193H24V192H26V193H24L23 195H28V196H24V197H26L25 198V200H24V197H22L23 198V200H21L20 199V201L18 200L19 198H20V196L18 195V197H17V194H19ZM53 190H55L56 192H60V193H56L55 191H53ZM114 190V191H113ZM115 190H118V192L117 191H115ZM122 190H124V191H122ZM146 191V192H144V194H143V192H140V191ZM155 190V191H154ZM188 190V191H187ZM254 190V191H253ZM13 191V193H11V196H13L12 197V199L14 198V201H15V203L14 202H12V199L10 198L11 196H8V195H10V194H8L9 192H12ZM30 191V192H29ZM44 191V192H43ZM50 191H52V193L53 194H55L56 195V197L55 196H52L53 194L50 192ZM61 191H63V192H61ZM138 191V192H137ZM148 191H152V192H148ZM160 191H162V192H160ZM170 191H172V192H170ZM180 191H181V193H180ZM192 191H196L194 194L192 193ZM205 191H207V192H205ZM237 191V192H236ZM242 191V192H241ZM14 192L16 193L15 195H14ZM129 194H128V193ZM159 192V193H158ZM178 192V193H177ZM182 192H183V194H182ZM210 192V193H209ZM31 193H32V195H31ZM125 193V194H124ZM140 193V194H139ZM142 193V194H141ZM149 195H148V194ZM152 193H156V194H154L153 196L154 197H151L152 196ZM163 193V194H162ZM164 193H165V195H164ZM171 193V194H170ZM191 193H192V197H191ZM240 193V194H239ZM245 193V194H244ZM257 193V194H256ZM38 194V195H37ZM62 194V195H61ZM128 194V196H125V195H127ZM133 194V195H132ZM139 194V195H138ZM146 194V195H145ZM184 194H185V196H186V198H185V196H184ZM238 194V195H237ZM30 195V196H29ZM46 195V196H45ZM170 197H169V196ZM178 195H179V197H181V198H179L178 197ZM181 195V196H180ZM261 195V196H260ZM32 196V197H31ZM38 196V197H37ZM42 196V197H41ZM117 196H119V197H117ZM140 196V197H139ZM145 197V198H142V197ZM159 196H161V197H159ZM163 196V197H162ZM168 196V197H167ZM207 196V197H206ZM248 197V198H245V197ZM254 196H255V198H254ZM27 197H29V198H27ZM30 197H31V199H33L34 197H35V199H33V200H35L34 201V203H33V200H31L30 199ZM44 197H46V198H44ZM51 197H53L52 199H51ZM111 197H108L109 199H107V201H110V202H108V203H105L104 204V206L106 205V206H108V208L111 206V208L112 209H109L110 211H107L106 212V216H112V217H114L115 215H117V208L114 210L113 208H115V207H118V213L121 211V206H118L119 205V202L117 203V204H115V202L114 203H112L111 202ZM115 197V198H114ZM126 197V198H125ZM129 197V198H128ZM132 197H137L136 199L137 200H135L134 198H132ZM157 197V198H156ZM187 197L189 198V199H187ZM221 197H223V198H221ZM256 197L258 198H261V201H260V199H257V200H255L256 199ZM8 198H10V199H8ZM16 198H18V199H16ZM40 198V199H39ZM44 198V199H43ZM128 198V199H127ZM148 198V199H147ZM152 198V199H151ZM153 198H155V199H153ZM165 198L163 199V200H165ZM178 198V199H177ZM182 198H184V200L185 201H183V199ZM193 200V199H196V200H199V201H197L196 203H194V201H196V200H191V199ZM200 198V199H199ZM203 199V201H202V199ZM218 198V199H217ZM221 198V199H220ZM41 199H43V200H45L46 199V201H43V203H42V200ZM64 198H62V200H63ZM132 199H134V200H132ZM210 199H211V202H210ZM245 199V200H244ZM247 199H249V200H247ZM8 200H10L11 201V203H13V204H10V201H8ZM29 200V201H28ZM38 200H40V201H38ZM121 200H119L120 202H121ZM147 200H149V201H147ZM192 202H191V201ZM207 200V201H206ZM17 201V202H16ZM23 201V202H22ZM25 201H26V203H27V205H26V203H25ZM38 201V202H37ZM146 203H145V202ZM187 201V202H186ZM202 201V202H201ZM243 201V202H242ZM247 201V202H246ZM252 201H256V202H252ZM20 202H22L21 203V206L20 205H18ZM28 202H31V204L30 203H28ZM200 202V203H199ZM205 203V202H207V203H209V204H202V203ZM224 202V200L222 201V203ZM250 202V203H249ZM258 202V203H257ZM260 202H262L263 203V205H261V203ZM33 203V204H32ZM112 203V204H111ZM122 203H120V204H122ZM147 204L146 206L144 205V204ZM183 203H185V204H183ZM194 203V204H193ZM214 203V204H213ZM243 203H244V206H245V204L246 203H249L248 205H249V207L246 205L245 206V208H239V207H244L243 206ZM252 203H255L254 204V207H257V208H252V207H250V205L252 206ZM39 204V205H38ZM108 204V205H107ZM175 204V205H174ZM192 204V205H191ZM213 204V205H212ZM260 204V205H259ZM14 205V206H13ZM25 206V207H23V206ZM29 205V206H28ZM136 205H138V206H136ZM142 205H144V206H142ZM202 205H204L203 206V209H199V208H202L201 206ZM18 206H19V208H18ZM28 208H27V207ZM35 206V207H34ZM181 206L183 207V208H181ZM184 206H186V207H184ZM211 206V207H210ZM227 206V207H226ZM23 209H22V208ZM32 207V208H31ZM120 207V208H119ZM195 207H193V209H192V211L195 209ZM204 207H205V209H204ZM223 207H225L224 209H223ZM248 207V208H247ZM259 207H260V209H259ZM17 208V209H16ZM27 208V210H25ZM31 208V209H30ZM107 207H106V209H108ZM230 208V209H229ZM249 208H252V210L251 209H249ZM10 209V210H9ZM34 209V210H33ZM39 209V210H38ZM42 209V210H41ZM144 209H143V211H144ZM169 209V210H168ZM171 209H174V210H171ZM229 209V210H228ZM244 209V210H243ZM249 209V210H248ZM255 209H257V210H255ZM258 209L260 210V212L258 211ZM17 210V211H16ZM22 210H24L25 212H21ZM29 210H30V212H29ZM113 210V211H112ZM145 210V211H146ZM182 210V211H181ZM216 210V211H215ZM238 210V211H237ZM251 210V211H250ZM253 210H255V211H257L258 213H255V211L253 212ZM170 211V212H169ZM181 211V212H180ZM222 212L221 214L220 213H218V212ZM232 211V212H231ZM233 211H236V212H233ZM241 211V212H240ZM250 212V213H244L243 214V212ZM262 211H263V213H262ZM16 212V213H15ZM21 212V213H20ZM108 212H110V213H108ZM188 212H191V210L190 211H188ZM188 212L186 213V214H188ZM203 212V213H202ZM238 212V213H237ZM251 212H252V214L253 213H255V214H259L258 215V217L260 218H258L257 217V215H256V217H254L255 216V214L252 216V218L253 219H255V220H252V218H251V216L250 215H252L251 214ZM8 213H6L5 214V216H6V218L8 217V215H10V214H8ZM34 213V214H35ZM115 213V214H114ZM178 213V214H179ZM212 213H214V214H212ZM233 213H235V214H237V215H235V214H233ZM8 214V215H7ZM18 214V215H17ZM25 214V215H26ZM108 214V215H107ZM112 214H114V215H112ZM190 214V213H189ZM192 214V213H191ZM217 214V215H216ZM222 214H224V216L225 217H223L222 216ZM230 214H232V216L235 218V219H233V217L231 216V217H229V215ZM239 214V215H238ZM241 214H243V215H241ZM120 215H123V213H121ZM221 215V216H220ZM241 215V216H240ZM12 216H14V217H12ZM220 216V217H219ZM235 216H237V218L235 217ZM247 216H250V217H247ZM8 217V218H9ZM119 216H117L116 218H118ZM224 218V220L226 221V220H229L230 218L232 219V220H234V221H237L238 220V224L237 223H235L234 221H232V220H229V221H231L232 222V224H231V227H227L226 225H224L225 223V221L223 222V219L222 218ZM243 217V218H242ZM7 218V219H8ZM11 218H9V219H11ZM111 218V217H110ZM219 218H221V219H219ZM227 218H229V219H227ZM251 218V219H250ZM258 218V219H257ZM261 218H262V220H261ZM11 219V220H12ZM216 219V220H215ZM218 219H219V222H217L218 221ZM244 221H243V220ZM249 219V220H248ZM125 220V219H124ZM257 220H259L261 223H262V226H261V223L259 222V221H257ZM127 221H129V222H132L133 220H128L127 218H126V220H125V223H127V224H129V222H127ZM198 221H200L199 223H198ZM241 221V222H240ZM248 221H249V223H248ZM250 221H253L252 223H256L257 225H259L260 226V228H258L257 227V225H255V224H252V226H251V222ZM223 222V223H222ZM198 223V224H197ZM218 223V224H217ZM222 225H221V224ZM237 224V225H235V224ZM243 223V224H242ZM248 223V224H247ZM259 223V224H258ZM215 224V225H214ZM217 224V225H216ZM220 224V228H219V225ZM247 224V225H246ZM234 225V226H233ZM246 225V226H245ZM250 225V226H249ZM213 226H216L215 228H213ZM254 226V227H253ZM256 226V227H255ZM201 227V228H200ZM211 227V228H210ZM225 227V228H224ZM238 227V228H237ZM247 227H252V228H247ZM204 228V229H203ZM241 228V229H240ZM243 228H245V229H243ZM246 228H247V230H246ZM209 229V230H208ZM224 229V230H223ZM243 229V230H242ZM252 229H258V230H252ZM260 229V230H259ZM208 230V231H207ZM219 231V230H222V231H219V233H217L216 232V234H215V231ZM226 230H228V232H226ZM199 233H198V232ZM250 232V233H249ZM251 232H252V234H251ZM254 232V233H253ZM197 233V234H196ZM208 233L210 234V235H208ZM214 233V234H213ZM244 233V234H243ZM250 235H249V234ZM243 235V236H240V235ZM254 234H256V235H254ZM212 235V236H211ZM245 235V236H244ZM248 235V236H247ZM252 235V236H251ZM210 236V237H209ZM220 235H218V237H219ZM237 236H240V237H238L237 238ZM217 237V238H218ZM198 238V237H197ZM217 247H219V246H217Z\"/></svg>",
  "mask_w": 264,
  "mask_h": 264
}]
</instances>
